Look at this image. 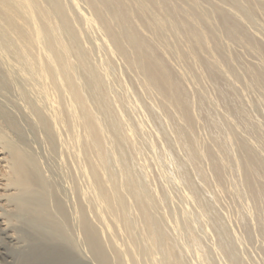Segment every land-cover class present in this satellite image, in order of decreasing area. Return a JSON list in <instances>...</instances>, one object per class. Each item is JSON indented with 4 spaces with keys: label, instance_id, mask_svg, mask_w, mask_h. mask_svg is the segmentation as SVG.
I'll list each match as a JSON object with an SVG mask.
<instances>
[{
    "label": "bare ground",
    "instance_id": "bare-ground-1",
    "mask_svg": "<svg viewBox=\"0 0 264 264\" xmlns=\"http://www.w3.org/2000/svg\"><path fill=\"white\" fill-rule=\"evenodd\" d=\"M47 1H50V0H46V4L48 5L49 3V7L50 8H48V9H51V6L53 5V3H54V6H52V10H47V7L44 9L43 7V3H44V1L41 3V1H40V3H39V0H0V171H2L3 173H1L0 172V190L3 192H1L0 191V264H108V258H107V255H106V252H105V250H104V247H103V243H102V241H101V239L99 238V236L101 237V235H99L98 236V234H97V232H95L93 229H92V227L90 226V223L87 221V217H86V213H87V211L88 210H86V213H85V207H82V206H80L79 207V205H78V208L76 207H74L73 208V206H72V208H70V207H68L67 206V204L65 203V201L66 200H62V199H64V198H67V193L69 192V190L70 189H68V187L70 186H68L67 187V190H65L64 188H66V186L65 187H62L63 186V184H62V186L60 185V181H59V179L61 180V178H59V177H61L62 176V169L60 168L59 170H60V172H58L59 170H57L56 168H55V164L56 163H54L55 162V159L53 160V156L55 155V154H57L56 153V149H54L55 147H57V146H59V144L56 146V144H51V141H53L54 139L53 138H55L56 139V143H58L57 141H59V137H60V134L58 133V135H59V137H58V135H56L55 133H54V131L51 129L52 128V124L54 125V123H55V126H56V128H57V130L59 131V132H64V130H62V128H65L68 124H69V127L71 126V125H75V122L76 121H79V120H82V123H83V128H84V132L82 131V133H80L81 134V136H82V138H80V137H78V136H76L77 135V132H75V137H77V139H76V141L77 142H81L82 144H83V149H84V153H86V156L85 155H83V156H85L84 157V159L87 157V159H86V164L88 165L89 164V167L87 166L86 168L85 167H83V169H81V171H83L84 170V174H86L87 175V178H88V181H87V183L90 181L91 182V180H92V183H88V184H95L96 185V187L94 186H91V185H89V187H93L94 189L96 188V189H98V191H96V192H99V194H100V199H97V202H99L100 200H101V202H99V203H101V204H103V202H104V204H106L108 207L109 206H111L112 205V203L113 202H118L119 203V205L117 204V203H114L115 205H117V207L118 206H120V208H122V209H125V207H126V205H124V203H126V201L125 200H123V201H120V195H123L122 193L121 194H119L120 193V188L119 187H121V186H123V184L121 185V186H119L120 185V183H119V181L118 180H120V178L119 179H117L116 180V178H118L117 177V175H119L120 173L122 174L123 172H125V173H123L121 176L122 177H124L126 174H128V175H132V174H129V173H127L126 171H128L127 170V168H126V170L124 171V166H123V163L121 164L124 168H122V166L120 165V167L122 168H120V170H123L122 172H118V169H119V166H118V169H116V168H113V166L116 164V162H114V160H113V162H114V164H113V162H112V159H109V155H108V158H106L105 157V155H104V148L107 150V148L104 146V142L105 143H107L106 141H104V139H105V136H104V129H103V127H102V124H100L101 123V121H102V119H100V122L98 121V119H97V117L96 116H98L99 117V115H97V114H95L94 115V111L97 109V108H94V111L93 112H91V110H90V108H89V106H88V104H87V101H88V99H90V98H88V99H86L85 98V96H84V94H85V92H86V90H87V88H86V86H84V84H80L79 82H78V79L76 78V73L78 72V69H79V67H78V69H77V72L75 73V71L76 70H74V64H76V61H74L73 60V55L76 53V55H75V57L77 58V56L79 57V61L77 60V63L78 62H80L81 63V65L80 66H82V71H84V74H83V72H81V74H82V77L83 78H85L84 76L86 75V77H87V79H88V84H89V86H87V87H89L90 88V90L93 92V94L95 95V97L96 98H94V96L92 95V97H91V99H90V101L92 100V99H97L98 100V102H97V105H98V103H99V105H100V109H101V111L106 115H104L105 116V118L107 117L108 119H109V121L112 123V125L111 126H113L114 128H111L110 126H109V124L105 121V118H103L104 119V122H106V124L104 123V122H102V123H104V125L103 126H105V127H107V126H109L110 128L108 129L109 130V135H111L113 132H110V129L112 130H114V135L117 137V139L119 138L120 139V135H121V133H122V135H124L125 137H123V138H125L126 140L124 141V143L126 142V143H128V145H127V150L126 149H123V148H125L124 147V144H123V148H122V150H121V147H122V145L120 146V150L119 151H121V153H122V151L124 150V153H126L127 151H128V149H131V150H129V151H134L135 152V150L136 149H133L132 150V147L134 148V145L133 144H131L130 142H129V139H130V136H129V138L127 139L126 138V136L127 135H125L124 134V128H125V126H124V128H123V124H122V126H120V124H117V123H119L118 121H116V119H117V117L118 116H120V115H122V114H120V115H118V116H116L117 115V113L116 114H114L113 115V112H112V109L113 108H115L114 106H113V108H112V105L111 104H109V102L110 101H108L107 100V97L109 98V95H107L106 96V94H107V92L105 93L104 92V89L106 88V86L104 87V84H102V81L100 80V78L98 77V75L96 76V72L93 70V68H92V66H90L89 65V63L90 62H88V57H86V55H85V53L86 52H81V51H79V47L76 45V43L77 42H79V43H81L82 42V40H81V42L80 41H77L76 42V39H78V38H76L75 40H71L69 37H67V36H70V35H65V34H63L62 36L64 37V35L66 36L65 38H69V40H68V43H71L70 42V40L71 41H73V46L71 45L70 46V44L67 46V45H65V44H68V43H65L66 41H67V39H66V41L63 39V38H61L62 36H60V38L62 39V41L64 40L65 42V44L63 45V44H61V42L62 41H60L61 39L59 38V36H58V34H57V28H58V26L60 27H62L63 25H61V24H59V22H58V24L59 25H57V23H56V21H57V19H55L56 17L58 18V15H60V14H56L57 12L58 13H64V14H62L63 16H65V21H64V24H65V26H66V28H67V30L70 32V34L72 35V37L74 38L75 36H76V32L75 31H73L72 29H71V23L73 22V20L75 19V18H73V20H72V16L70 15V14H67V16L68 15H70V19L72 20V22H71V20L69 21V17L67 18V16H66V12L64 11V9H66L67 10V7H66V5H65V7L66 8H63V6L62 5H60V4H58V2H57V0H52V4H51V1L49 2V3H47ZM61 1V0H60ZM202 1V0H201ZM206 1H208V0H206ZM222 1V0H221ZM223 1H228L230 4H231V6H233L234 8H236V9H238V10H241L242 11V14L243 15H245L248 19L249 18H253L252 16H254V14L256 13V12H262L263 14H264V0H261V1H259L258 0V2L260 3L261 2V4H256V2H255V0H245V4L243 5V3H242V1L243 0H223ZM85 2H86V7H88L87 9L91 12V14H92V17H90L91 15H90V13H89V17H86V16H82V18H81V20L82 19H84L83 20V22H88V24H87V26L89 25V23H91V25L90 26H88V27H91L92 25L94 26V25H96V24H98V28H100L102 31H100V29H99V31L102 33L103 32V38H102V41L104 42V44L106 45V47H108V42H110V45L112 44L113 46H114V49H110V51H108V49H107V51L108 52H111V54H109L108 53V55H109V57L110 58H113V55H114V57H121V59L124 57L125 59H126V61H127V63L129 64V66L127 65V67H129V68H134V69H138V71H139V69L146 75V81L148 82V84L149 85H151V86H154L155 87V89L153 88V91H155L157 88L160 90V92L159 93H162L160 96H165V98L169 101V102H174V104H176V107L181 111V112H183V114H184V117H185V120L184 119H182V120H184V122L185 121H187V123H188V125H189V130L191 129L190 127L192 126L193 127V125H192V117L194 116L193 115V112H191L190 110H189V104H188V100H187V96L188 95H190L188 92L189 91H187L186 92V88H185V86H188V84L187 85H185L186 83H184V82H186V81H183L182 79H184V77L183 76H181V77H183L182 79L180 78V76H179V71H177L176 72V67H174L175 69H172V66H170V65H172L173 63L171 62V60H172V58H171V60L169 59V58H167L170 54H171V52H170V54L167 56V57H165V56H163L165 53H161V51L163 50V49H161V47L160 46H162L163 48L164 47H168L169 45H168V41L170 40H168L167 39V34L169 35V34H173V33H168V32H174L175 33V35L177 36V37H175L176 39H178V40H180L179 42L182 44V42H184L183 44L184 45H186L187 46V48H186V46H185V48L187 49V51L184 53V54H182V57L186 60V61H188L190 64L191 63H196V62H199V63H201V64H203V68H205V70L207 69V71H205L206 73L208 72L209 74L207 75V77L206 78H208V76L210 75V77L213 79V80H216V81H214L215 83H217V88H215V84L213 83L212 84V86L214 85V87L212 88L214 91H215V93H216V90L219 88V85H221V87H222V85L224 84V86H226V84H227V82L228 81H224V82H226V84L225 83H223V81H220V80H222L223 78H225V76L223 77V75H224V73H223V69H222V64H221V62H219V60H217V58H219V57H217V56H220V59H221V57H222V59L223 60H225V62L224 63H230L231 62V60L230 61H228V59H229V57L230 56H232V55H228L229 57L227 58V56H226V54H225V50H224V48H223V46L221 45V40L219 41V39H218V37H217V35H216V30L214 29L215 27H213V26H215L214 24L216 23V22H218L219 21V23L221 24V26H222V28H223V30H225L226 31V33H227V35L229 36V38L231 37V38H233V39H236V40H240V41H243V42H245L246 44H248V46H250L254 51H256L257 53H263L264 52V47H262V44L261 43H259V41H257L258 39L256 38V40H255V38H253V37H250L249 36V34H247V32L245 31V29H244V25H242V23H239L238 22V20L236 21V19H235V13H234V17L233 16H231L229 13H227L226 11H224L222 8H220V7H215V5H214V9L211 7V6H209V7H211L212 9H211V11L209 12H201L200 10H199V1H197V0H85ZM228 2H226V3H228ZM205 3V2H204ZM220 3V2H219ZM66 4V3H65ZM72 4H74L75 5V7L77 8L78 6H79V4H78V2L77 1H73V3ZM206 4V3H205ZM215 4V3H214ZM51 5V6H50ZM63 5H64V2H63ZM85 5V4H84ZM257 5H259V8H258V6ZM230 6V5H229ZM201 7V6H200ZM205 7V6H204ZM233 8V9H234ZM225 9V8H224ZM236 9H234V10H236ZM202 10V9H201ZM208 10V9H207ZM230 11H231V9H229ZM237 10V11H238ZM240 11V12H241ZM56 12V13H55ZM232 12V11H231ZM230 12V13H231ZM234 12V11H233ZM56 14V15H54V14ZM68 13V12H67ZM69 13H71L70 11H69ZM53 15H54V19H53ZM73 15V14H72ZM76 15V14H75ZM78 17H79V15H77ZM77 16H75L76 18H78ZM256 16H258V15H256ZM260 16H261V14H260ZM62 19H61V18ZM73 17H74V15H73ZM255 17V16H254ZM59 18L61 19V20H63V17L62 16H59ZM214 18H216V21H215V19ZM241 18V17H240ZM78 19H80V17L78 18ZM78 19H77V21H78ZM214 19V21H212ZM242 19H244V18H242ZM242 19H239V20H242ZM76 20V19H75ZM139 21L141 24H139V25H143V26H145V28L147 29V35L145 34L146 32H145V30H144V27H143V29H141V31H140V28L141 27H139V25L137 24V21ZM253 20V19H252ZM54 21H55V23H54ZM59 21V20H58ZM77 21H75V22H77ZM245 21V20H244ZM254 21V20H253ZM255 21H256V19H255ZM254 21V22H255ZM75 22H73V23H75ZM83 22H82V26H83ZM213 22H214V24H213ZM242 22V21H241ZM252 22V21H251ZM250 22V23H251ZM249 23V22H248ZM249 23V24H250ZM256 23V22H255ZM219 24V25H220ZM248 24V25H249ZM76 26L78 25V23H76L75 24ZM84 25H86V23H84ZM64 26V27H65ZM79 26H81V24L79 23ZM78 26V27H79ZM92 26V27H93ZM221 26H219V27H221ZM78 27H77V29H78ZM95 27V26H94ZM97 27V26H96ZM95 27V28H96ZM80 28V27H79ZM86 28V27H85ZM76 29V28H75ZM76 29V30H77ZM83 29H84V27H83ZM87 29V28H86ZM86 29H84L85 31H86ZM94 29V28H93ZM97 29V28H96ZM59 30V29H58ZM63 30V29H62ZM88 30V29H87ZM142 30L145 32H143L142 33ZM61 32H63V31H61ZM78 33L80 32V31H77ZM82 32H83V30H82ZM82 32H80V34L82 33ZM60 33V32H59ZM67 33V32H66ZM99 33V32H98ZM83 34V33H82ZM75 35V36H74ZM174 35V34H173ZM251 35V34H250ZM80 36V35H79ZM100 36V35H99ZM80 37H82V36H80ZM100 37H99V40L101 39ZM174 38V39H175ZM80 39V38H79ZM175 39V40H176ZM44 40L46 41V42H44ZM47 40H48V43H47ZM229 40V39H228ZM231 40V39H230ZM235 40V41H236ZM74 41L76 42V43H74ZM174 41V40H173ZM182 41V42H181ZM239 41V42H240ZM171 42V41H170ZM178 41L176 42L177 44L179 43ZM261 42V41H260ZM85 43V42H84ZM174 43H175V41H174ZM180 43H179V45H180ZM223 43V42H222ZM233 43V42H232ZM242 43V42H241ZM102 42H101V48L104 50L105 48H103V47H105L104 46V44H103V46H102ZM170 44V43H169ZM182 44V46H184ZM81 45H82V43H81ZM84 45V44H83ZM109 45V46H110ZM174 45V44H173ZM241 45V44H240ZM112 46V47H113ZM171 46V45H170ZM168 47V49L169 48H171V47ZM174 46H176V45H174ZM177 47V46H176ZM248 48V49H250L251 50V48ZM110 48V47H109ZM229 48V47H228ZM247 48V47H246ZM172 49V48H171ZM170 49V50H171ZM173 49H175V48H173ZM100 50V49H99ZM115 50V51H114ZM164 50H166V49H164ZM179 50V49H178ZM230 50V49H229ZM240 50V49H239ZM252 50V51H253ZM82 51H84L83 49H82ZM86 51H87V49H86ZM90 51V50H89ZM169 50H167V52H168ZM183 51H185V50H183ZM249 51V50H248ZM88 52V51H87ZM92 52V51H91ZM115 52V54H113V53ZM163 52V51H162ZM166 52V51H165ZM180 52V51H179ZM246 52V51H245ZM82 53H83V55H82ZM93 53V52H92ZM92 53H87L89 56H91L92 55ZM118 55H117V54ZM178 53V52H177ZM226 53L227 54H230V53H228V50H226ZM233 53V52H232ZM241 53H243V52H241ZM163 54V55H162ZM174 54L175 55H180V54H176V50L174 51ZM111 55H112V57H111ZM115 55H117V56H115ZM121 55V56H120ZM165 55H167V54H165ZM173 54H171L170 56H172ZM248 55V54H247ZM249 55H250V53H249ZM169 56V57H170ZM176 56V57H177ZM216 56V57H215ZM238 56V55H237ZM256 56V55H255ZM261 56V54H259V57ZM74 57V58H75ZM96 57V56H95ZM246 57H248V56H246ZM258 57V56H257ZM259 57H258V59H259ZM76 58H75V60H76ZM165 58H167L168 60H170V62L172 63V64H170L169 62H168V60L167 59H165ZM174 58V57H173ZM237 58V57H236ZM262 57H260V60H262V62L264 63V59H261ZM78 59V58H77ZM92 59V58H91ZM114 59V58H113ZM125 59H124V62H125ZM182 59V58H181ZM230 59H231V57H230ZM73 60V61H72ZM180 60V59H179ZM247 60V59H246ZM254 60V59H253ZM256 60V59H255ZM112 61H114V60H112ZM173 61V60H172ZM175 61V60H174ZM73 62H74V64H73ZM108 62V61H107ZM111 62V61H110ZM222 62V63H223ZM233 62V61H232ZM246 62V61H245ZM256 62H258V60L256 61ZM255 62V63H256ZM261 62V63H262ZM104 63V62H103ZM109 63V62H108ZM108 63H104V64H108ZM167 63H169V64H167ZM176 63H178V62H176ZM180 63V62H179ZM198 63V64H199ZM249 63H253V62H249ZM254 63V64H255ZM258 63H260V62H258ZM257 63V64H258ZM79 64V63H78ZM78 64H76V65H78ZM99 64V63H98ZM110 64V63H109ZM112 64V63H111ZM126 64V63H125ZM183 64V63H182ZM186 64V63H185ZM194 64H193V66H194ZM101 65V64H100ZM176 65H178V64H176ZM187 65V64H186ZM196 65V64H195ZM227 67H228V65L227 64H225ZM232 65V67H233V64H231ZM231 65L229 66V68L232 70V67H231ZM260 65V64H259ZM262 65V64H261ZM79 66V65H78ZM109 66V65H108ZM132 66V67H131ZM181 65H179L178 67H180ZM184 66V65H183ZM205 66V67H204ZM225 66V67H226ZM254 66V65H253ZM170 67V68H169ZM182 67V66H181ZM180 67V68H181ZM189 67V66H188ZM199 68V65L198 66H195L194 68ZM224 67V66H223ZM226 67V68H227ZM247 67V66H246ZM262 67H263V65H262ZM77 67H75V69H76ZM226 68H224L225 69V73L226 74H229V75H227L228 76V78H227V80H229V78H231V76H230V73H229V71H226ZM234 68V67H233ZM101 69V68H100ZM103 69V68H102ZM101 69V70H102ZM127 69V68H126ZM228 69V68H227ZM230 69H228V70H230ZM235 69H236V67H235ZM238 69V68H237ZM250 69V68H249ZM79 70H81V69H79ZM174 70H175V72L177 73V74H175L174 73ZM178 70H179V68H178ZM184 70V69H183ZM189 70H191V69H189ZM195 70H197V69H194V71ZM199 71L201 70V69H198ZM197 70V71H198ZM240 70V69H239ZM258 70H259V67H258ZM98 71H100L99 69H98ZM131 71H132V69H131ZM202 71H203V69H202ZM222 71V72H221ZM238 71V70H237ZM80 72V71H79ZM134 72H135V75H137V71H135L134 70ZM232 73H233V70L231 71ZM238 72H240V71H238ZM237 72V73H238ZM246 72H247V70H246ZM116 73V72H115ZM129 73V72H128ZM133 72H131V74H132ZM141 73V72H140ZM189 73V72H188ZM220 73H222V76L220 77ZM231 73V75H233ZM236 73V74H237ZM248 73H249V71H248ZM248 73H246V75H252L253 76V79L255 80V82H257L258 83V85H261V87L263 86L264 87V71L263 72H261V71H250V74H248ZM79 74V73H78ZM107 74V73H106ZM106 74H104V75H106ZM130 74V75H131ZM142 74V73H141ZM187 74V73H186ZM196 74V73H195ZM205 74V73H204ZM204 74H202V76H203V78L205 77L204 76ZM240 74V73H239ZM84 75V76H83ZM103 74H101V77H104V76H102ZM199 75V74H198ZM235 75V74H234ZM185 76V75H184ZM230 76V77H229ZM232 77H234V76H232ZM235 77H237V76H235ZM240 77V76H239ZM238 77V78H239ZM249 78H250V81H251V83L252 82H254V80L252 81V77L251 76H248ZM247 77V78H248ZM199 78V77H198ZM201 78V77H200ZM220 78H222V79H220ZM248 78V79H249ZM113 79V78H112ZM220 79V80H219ZM240 80L242 79V78H239ZM244 79V78H243ZM247 79V80H248ZM80 80V79H79ZM189 80V79H188ZM190 80H191V78H190ZM189 80V81H190ZM217 80H219L220 82H222L223 84H221L220 82V84H218V82H217ZM225 80V79H224ZM104 81V80H103ZM139 81V80H138ZM202 81V80H201ZM204 81H206V80H204ZM208 81V80H207ZM234 81V80H233ZM141 82V81H140ZM203 82V81H202ZM230 82H232V78H231V81H229L228 82V85H229V83ZM235 82V81H234ZM242 82V81H241ZM240 82V83H241ZM247 82V81H246ZM85 83V82H84ZM111 83V82H110ZM190 83H192L191 81H190ZM189 83V84H190ZM205 83V82H204ZM210 82H208V84H209ZM237 83V82H236ZM239 83V84H240ZM52 84V85H51ZM87 84V83H86ZM122 84V86H123V83H121ZM120 84V85H121ZM132 84V83H131ZM143 84V86L145 87V85H144V83H142ZM192 84H194V83H192ZM231 84V83H230ZM253 84V83H252ZM81 85H83V88L85 87L86 89H83V91L81 90L82 88H81ZM118 85V84H117ZM120 85H118V86H120ZM191 85V84H190ZM189 85V86H190ZM209 85H211V84H209ZM228 85L226 86V87H228ZM243 85V84H242ZM244 85H245V82H244ZM249 85V84H248ZM255 87L257 86V85H255V84H253ZM55 87L57 90H59L60 92H61V94H62V97L61 98H63V96H64V98L63 99H65L64 100V103H62V105H65L64 106V109H62V107L63 106H61V109L62 110H65V111H63V114L61 113V110L59 109L60 107V105H58V103H57V101L53 98V96H52V93H51V91H52V87ZM147 86V85H146ZM192 86V85H191ZM190 86V87H191ZM204 86V85H203ZM207 86V85H206ZM234 86V85H233ZM233 86H231V87H233ZM238 86V85H237ZM251 86V85H250ZM103 87V88H102ZM143 87V88H144ZM194 87V86H193ZM226 87H224V89L226 88ZM235 87V86H234ZM243 87V86H242ZM245 87V86H244ZM261 87H257V88H261ZM263 87L261 88V89H263ZM140 88H142V87H140ZM148 88H149V90H150V88H152V87H150V86H148ZM198 89H199V87H197ZM210 88H211V86H210ZM229 88V87H228ZM228 88H226V89H228ZM250 88V87H249ZM145 89H146V91H149L148 89H147V87H145ZM144 89V90H145ZM190 90V88H187V90ZM203 89H205V87H203ZM209 89V88H208ZM222 89V88H221ZM220 89V90H221ZM223 89V90H224ZM252 89V88H251ZM260 89V90H261ZM85 90V91H84ZM124 90H126V89H124ZM152 90V89H151ZM212 90V91H213ZM236 90H238V89H236ZM242 90V89H241ZM244 90V89H243ZM254 90H257V89H254ZM253 90V91H254ZM88 91V90H87ZM91 91H89V93L91 94ZM129 91V90H128ZM201 90L199 89L198 90V92H200ZM207 91V90H206ZM214 91H213V93H214ZM218 91V90H217ZM231 91H232V94H233V96H235L234 95V90H232L231 89ZM264 91V90H263ZM53 92H54V89H53ZM84 92V93H83ZM150 92V91H149ZM149 92H147V93H149ZM156 92V91H155ZM158 92H156V93H158ZM196 92V91H195ZM219 92H222V91H219ZM224 92V91H223ZM223 92H222V95H223ZM228 92H230V91H226V94L224 93V95L225 96H227V95H229L228 94ZM234 92V93H233ZM261 92V91H260ZM55 93H57V92H55ZM88 93V94H89ZM110 93V92H109ZM108 93V94H109ZM150 93H152V92H150ZM156 93H153V94H156ZM194 93V92H193ZM201 93V92H200ZM207 93V92H206ZM231 93V92H230ZM240 93H242V92H240ZM246 93V92H245ZM54 94V93H53ZM57 94H59V93H57ZM60 94V95H61ZM87 94V95H88ZM89 94V95H90ZM188 94V95H187ZM217 94H218V92H217ZM219 94H221V93H219ZM218 94V95H219ZM244 94V93H243ZM242 94V95H243ZM249 94V93H248ZM258 94H259V91H258ZM231 95V94H230ZM229 95V96H230ZM251 95V94H250ZM55 96H56V94H55ZM130 96V95H129ZM141 96V95H140ZM156 96V95H155ZM213 96V95H212ZM217 96V95H216ZM215 96V97H216ZM224 96V97H225ZM232 96V95H231ZM231 96H230V99H232V102L234 101L233 100V98H236V97H232L231 98ZM244 96V95H243ZM59 98H60V96H58ZM144 97V96H143ZM198 97H200V96H198ZM218 97V96H217ZM223 96H221L220 97V95H219V99L220 98H222ZM111 98H112V96H111ZM145 98V97H144ZM158 98V97H157ZM190 98V97H189ZM202 99H203V97H201ZM212 98V97H211ZM238 98V97H237ZM248 98V97H247ZM250 98V97H249ZM252 98V97H251ZM45 99L46 100H48V102H49V104L51 105V108L49 109V112L47 113V115H46V113H45V110H44V114H45V116L44 115H39V112H43V108L44 107H46V105H45ZM58 99V98H57ZM120 99V98H119ZM200 98H198L197 99V101L199 100ZM202 99H200L202 102L203 101H205L206 100V97H205V100H202ZM216 99H218V98H216ZM229 99V97H227V100ZM229 99V100H230ZM245 99V98H244ZM255 99V98H254ZM259 99V98H258ZM59 100V99H58ZM110 100V99H109ZM114 100V99H113ZM112 100V101H113ZM199 100V101H200ZM208 100H211V99H208ZM215 100V99H214ZM223 100V99H222ZM228 100V101H229ZM240 100V99H239ZM235 101V103L236 102H238L239 104H242V103H240V101ZM243 100V99H242ZM256 100V99H255ZM254 100V101H255ZM260 100V99H259ZM258 100V101H259ZM38 101H40L41 103V105L38 103ZM115 101V100H114ZM189 101H191V99H189ZM196 101V100H195ZM194 101V102H195ZM220 101V100H219ZM218 101V102H219ZM226 101V100H225ZM246 101V100H245ZM252 101V100H251ZM262 101V100H261ZM260 101V102H261ZM65 102H66V104H65ZM92 102L94 103V102H96V100H92ZM117 102V101H116ZM202 102H200L201 104H203ZM217 102V101H216ZM217 102V103H218ZM244 102V101H243ZM257 102V101H256ZM61 103V102H60ZM199 102H198V105L200 104ZM216 103V104H217ZM221 103H223V104H228V103H226V102H220V104ZM234 102L233 103H230V105L231 104H235ZM249 103V102H248ZM262 103V102H261ZM115 104V103H114ZM118 104V103H117ZM157 104V103H156ZM155 104V105H156ZM158 104H159V102H158ZM192 104V103H191ZM190 104V105H191ZM195 104H196V102H195ZM205 104H206V106H207V102L205 101ZM211 104V103H210ZM209 104V105H210ZM214 104V103H213ZM223 104H221V105H223ZM250 104V103H249ZM47 105H48V103H47ZM96 105V104H95ZM116 105V104H115ZM218 105V104H217ZM216 105V106H217ZM221 105H219V106H221ZM236 105H237V103H236ZM243 105V104H242ZM261 105V104H260ZM120 106V105H119ZM118 106V107H119ZM151 106V105H150ZM159 106V105H158ZM166 106V105H165ZM164 105H163V107H165ZM173 107H174V105H172ZM172 106L170 107V106H168L167 105V107H170V108H172ZM200 106V105H199ZM214 106H215V104H214ZM243 106H245V103H244V105ZM96 107V106H95ZM117 107V106H116ZM121 107V106H120ZM160 107V106H159ZM162 107V108H163ZM166 107V108H167ZM202 107V106H201ZM209 107V106H208ZM208 107H206V108H208ZM234 107V106H233ZM233 107H229V108H233ZM251 107V105L249 106V108ZM253 107V106H252ZM251 107V108H252ZM261 107V106H260ZM132 108V107H131ZM154 108V107H153ZM158 108V107H157ZM175 108V107H174ZM173 108V109H174ZM190 108H193V107H190ZM211 108H212V104H211ZM222 108V107H221ZM228 108V106H227V109H229ZM241 108H243V107H241ZM251 108H250V110H251ZM259 108V107H258ZM92 109V108H91ZM130 109V108H129ZM161 109V108H160ZM167 109H169V108H167ZM171 110V109H169V111H170V114H171V111L173 112L174 110ZM178 109H176V111L178 110ZM197 109V108H196ZM199 109V108H198ZM209 110L208 111H210V108H208ZM237 109V108H236ZM244 109H246V108H244ZM253 109V108H252ZM78 110H79V114H78ZM93 110V109H92ZM99 110V109H98ZM117 110V109H116ZM119 110V109H118ZM117 110V111H118ZM178 110V111H179ZM205 110H207V109H205ZM214 110V109H213ZM222 110H224V109H222ZM221 110V111H222ZM233 110H235L234 108L232 109V111ZM238 110V109H237ZM248 110V109H247ZM113 111H115V110H113ZM175 111V112H176ZM179 111V112H180ZM195 111V110H194ZM197 111H200V110H197ZM203 111V110H202ZM202 111H200V113H203V114H205L204 112H202ZM214 111H216V110H214ZM225 111V110H224ZM223 111V112H224ZM252 111V110H251ZM250 111V112H251ZM96 112V111H95ZM122 112H123V110H122ZM125 112V111H124ZM131 112V111H130ZM154 112V111H153ZM180 112V113H181ZM206 113H207V111H205ZM218 112H220V111H218ZM225 112H227V111H225ZM234 112V111H233ZM238 112H239V110H238ZM242 112V111H241ZM241 112H239L240 114H241ZM208 113H210V112H208ZM207 113V115L209 116V117H211V119L210 120H214V119H212L213 118V114H212V112H211V116H210V114H208ZM234 113H236V111L234 112ZM233 113V114H234ZM238 113V114H239ZM242 113H244V112H242ZM100 114V113H99ZM126 114V113H125ZM169 114V113H168ZM175 114H178L177 112L176 113H174L173 112V114L171 115V116H175ZM227 114V113H226ZM225 114V115H226ZM230 114V112H228V115ZM237 114V113H236ZM64 116V118H61V117H63ZM65 115H67V118L65 117ZM126 115H128V114H126ZM136 115V114H135ZM160 115V114H159ZM192 115V116H191ZM222 115V114H221ZM224 115V116H225ZM242 115H244V116H246V113L245 114H242ZM242 115L241 116H239V117H242ZM249 115V114H248ZM251 115V114H250ZM252 115H253V112H252ZM114 116H115V118H114ZM129 116V115H128ZM165 116V115H164ZM163 116V117H164ZM197 116V115H196ZM195 116V117H196ZM199 116V115H198ZM223 116V115H222ZM243 116V117H244ZM45 117H47V118H45ZM101 117H103V116H101ZM154 117V116H153ZM158 117V116H157ZM162 117V116H161ZM180 117H181V115H180ZM214 117H215V119L217 118V115L215 116V114H214ZM219 117V116H218ZM248 117V116H247ZM247 117H245L246 119L245 120H247V122L248 123H252V122H249V120L247 119ZM257 117H260V116H257ZM45 118V119H44ZM134 118V117H133ZM147 118V117H146ZM160 118V117H159ZM176 118V117H175ZM194 118V117H193ZM121 119V118H120ZM158 119V118H157ZM171 119H174V118H171ZM179 119V118H178ZM199 118L197 117V120H198ZM229 119V118H228ZM244 119V118H243ZM249 119H253V118H249ZM262 119V118H261ZM132 120V119H131ZM155 120H156V118H155ZM161 121L160 122H163L162 120H164V119H160ZM168 120H170L169 118H168ZM168 120L166 119V121L168 122ZM194 121H195V119H193ZM200 120V119H199ZM218 120V119H217ZM217 120H216V122H217ZM225 120V119H224ZM241 120V119H240ZM250 120V121H251ZM259 120V119H258ZM264 120V119H263ZM146 121H148V120H146ZM165 121V122H166ZM202 121H205V120H202ZM232 121H233V119H232ZM231 121V122H232ZM237 121V120H236ZM238 121H239V119H238ZM253 121V120H252ZM130 122V121H129ZM144 122V121H143ZM164 122V123H165ZM216 122H211L210 121V124H215L216 125ZM226 121H224V123H225ZM231 122H228V123H230L231 124ZM239 122H241V121H239ZM256 122V121H255ZM258 122V121H257ZM133 123H134V120H133ZM146 123V122H145ZM163 123V124H164ZM170 123H171V121H170ZM172 123H173V121H172ZM176 123H177V121H176ZM179 123H181V124H183L182 122H181V120H179ZM186 123V122H185ZM196 123V122H195ZM206 123H209V120H208V122L206 121ZM223 123V122H222ZM221 123V124H222ZM233 123H236L235 122V119H234V121H233ZM232 123V125H234ZM244 123H246V122H244ZM77 124V127H79L78 126V122L76 123ZM128 124V123H127ZM160 123H158V125H159ZM201 124H203L204 125V123H201ZM225 124H227V123H225ZM238 124V122L236 123V125ZM240 124V123H239ZM241 124H242V122H241ZM120 126V129H119V126ZM136 125V124H135ZM173 125V124H172ZM187 125V124H186ZM191 125V126H190ZM214 125V126H215ZM217 125H218V123H217ZM246 125V124H245ZM251 125H253V124H251ZM256 125H259V123H257ZM73 126H71V127H73ZM207 126L209 127L210 125H208L207 124ZM221 126V125H220ZM247 126V125H246ZM47 127V128H46ZM77 127H76V130H78L77 129ZM138 127V126H137ZM177 128L179 127L178 126V124H177V126H176ZM183 127H185V126H183ZM224 127V126H223ZM230 126H228V128H229ZM236 127V126H235ZM253 127V126H252ZM260 127V126H259ZM263 127V126H262ZM73 128H75V126L73 127ZM127 128V127H126ZM129 128V127H128ZM157 128V127H156ZM176 128V129H177ZM195 128H196V126H195ZM203 128V127H202ZM212 128H213V125H212ZM218 128H220V127H218ZM217 128V129H218ZM225 128V127H224ZM239 128H240V126H239ZM241 128H245V127H241ZM240 128V129H241ZM255 128V127H254ZM80 129H81V127H80ZM106 129V128H105ZM122 129H124V130H122ZM163 129L165 130L166 128H164L163 127ZM194 129V128H193ZM208 129V128H207ZM227 129V128H226ZM225 129V130H226ZM248 129V128H247ZM251 127H250V132H252L251 131ZM46 130V131H45ZM62 130V131H61ZM74 130V129H73ZM158 130V129H157ZM163 130V131H164ZM192 130V129H191ZM199 130V129H198ZM208 130H211V129H208ZM214 130V129H213ZM223 130V129H222ZM228 130V129H227ZM230 130V129H229ZM231 130H233V129H231ZM245 131H246V128L244 129ZM252 130H255V129H252ZM261 130V129H260ZM70 132V130H67V132ZM75 131V130H74ZM80 131V132H81ZM106 131V130H105ZM120 131H122V132H120ZM150 131V130H149ZM152 131V130H151ZM174 131L175 132H177L178 133V136L176 137V139L178 140V137H179V139L181 140V142L183 143V145L185 146V148H183V147H181V145H182V143L180 142V141H176V140H173L172 138H174V137H167V139H171L170 140V142L174 145V146H176L173 142H178L179 144L181 143V145H179L180 147H181V149L183 148L184 150H186V149H188L187 150V154H188V156L190 155V154H192V158L189 156V158H190V161L189 162H191V160H192V162L193 161H198V160H195V159H197L196 157H198V155H197V153H200V151H202V150H204V149H202L201 150V148H200V146H199V149H200V151L199 152H197L196 153V150L194 151V149H197V147H198V145H199V143H201V142H199V143H197V142H195L196 140H197V138H196V136L198 137L199 135H197V132L195 131V129H194V132H196L195 133V141H194V139H190L189 140V138H187V136H186V131H185V129H181V128H178L177 129V131L174 129ZM174 131H172V133L174 132ZM200 131V130H199ZM234 131H236V130H234ZM257 130H255V132H256ZM263 131H264V129H263ZM108 132V131H107ZM126 132H130L129 130L127 131V129H126ZM139 132V131H138ZM159 132H160V130H159ZM167 132V131H166ZM192 132V131H191ZM202 132L203 131H201V134H202ZM207 132V131H206ZM209 132V131H208ZM211 132V131H210ZM209 132V133H210ZM219 132H220V130H219ZM223 132V131H222ZM226 132H228V131H226ZM239 132V131H238ZM66 133V132H65ZM65 133H63V134H65ZM73 133V135H74V132H72ZM106 133V132H105ZM134 133V132H133ZM155 133V132H154ZM162 133H165V132H162ZM168 133V132H167ZM221 133V132H220ZM220 133H219V135H220ZM240 133V132H239ZM243 133V132H242ZM247 133V132H246ZM28 134H31L32 136H29ZM79 134V133H78ZM79 134V135H80ZM112 134V135H113ZM130 134V133H129ZM140 134V133H139ZM187 134H189V133H187ZM191 134V133H190ZM231 134V133H230ZM233 134V136H235V138L236 137H238L236 134H234V133H232ZM231 134V135H232ZM244 134H245V132H244ZM250 134V133H249ZM262 134V133H261ZM62 135V134H61ZM65 135H67V134H65ZM70 135V134H69ZM69 135H68V137H69ZM112 135L110 136V137H112ZM114 135H113V137H114ZM143 135V134H142ZM157 135V134H156ZM161 135V134H160ZM160 135H159V137H160ZM208 135V134H207ZM224 135V134H223ZM132 136V135H131ZM134 136V135H133ZM140 136H141V134H140ZM154 136V135H153ZM158 136V135H157ZM162 137L163 136H165L164 134L163 135H161ZM166 136H168V135H166ZM191 136V135H190ZM201 136V135H200ZM203 136V135H202ZM210 136H212V134H210ZM209 136V137H210ZM218 136V135H217ZM229 136L230 135H227V137H228V139H227V137H226V139L229 141V140H232V137H230L229 138ZM253 136V135H252ZM256 136H258V135H256ZM255 136V137H256ZM262 136H264V134L262 135ZM30 137H32V138H30ZM104 137V138H103ZM108 137V136H107ZM112 137V138H113ZM116 137H114V138H116ZM122 137V136H121ZM208 137V136H207ZM214 137V136H213ZM216 137V136H215ZM221 137V136H220ZM249 137H251V136H249ZM254 137V136H253ZM253 137H252V140L251 141H253ZM113 138V139H114ZM149 138V137H148ZM156 138V137H155ZM163 138H166V137H163ZM192 138V137H191ZM211 138V137H210ZM243 138V137H242ZM261 138V137H260ZM159 139V138H158ZM213 139H216V138H213ZM219 139H221V140H218V138L216 139L217 141H223L222 140V137L221 138H219ZM223 139H224V137H223ZM226 139H224V141L226 140ZM239 139V138H238ZM241 139V138H240ZM239 139V140H240ZM251 139V138H250ZM249 138L247 139V140H250ZM258 139V138H257ZM262 139L263 138H261V140L259 139V141H261V142H263L262 141ZM106 140V139H105ZM109 140H110V138H109ZM112 140V139H111ZM123 140L124 139H122V142H123ZM133 140H135L136 141V139H133ZM160 140H161V138H160ZM191 140H193L194 141V145H192V143L191 142H193V141H191ZM201 140V139H200ZM209 140V139H208ZM227 140L225 141V143L227 142ZM237 140V139H236ZM238 140V141H239ZM264 140V139H263ZM113 141V140H112ZM148 141V140H147ZM203 141H205V140H203ZM240 141H243V140H240ZM238 142V143H241V142ZM256 141V140H255ZM259 141H257L258 143H259ZM60 142V141H59ZM151 142V141H150ZM155 142H156V140H155ZM161 142V141H160ZM208 142H211V141H208ZM231 142H233V141H231ZM61 143V142H60ZM66 143V141L64 142V144ZM68 143V142H67ZM111 144H116V140L114 139V143H112V142H110ZM120 143H121V141H120ZM120 143H119V140L117 141V144H116V147H119V145H120ZM125 143V144H126ZM132 143H135V142H132ZM138 143V142H137ZM152 143V142H151ZM198 144V145H196L197 147H195V144ZM205 143H207V142H205ZM228 143V142H227ZM236 143V142H235ZM238 143H236V144H238ZM245 143H248L247 141H245L244 140V144ZM63 143H61V145H60V147L61 146H63L62 145ZM119 144V145H118ZM129 144H131V146L129 145ZM142 144V143H141ZM149 145H150V143H148ZM170 144V143H169ZM177 144V143H176ZM208 144V143H207ZM206 144V145H207ZM211 144H213L214 145V143H211ZM234 144V142L232 143V145ZM235 144V145H236ZM249 144V143H248ZM255 144H256V142H255ZM260 144V143H259ZM66 145L67 144H65V148H66ZM71 145V144H70ZM139 145V144H138ZM165 145V144H164ZM182 145V146H183ZM203 145V144H202ZM201 145V146H202ZM209 145V144H208ZM219 145H221L220 144V142H218V146ZM231 145V144H230ZM229 145V146H230ZM240 145V144H239ZM257 145V144H256ZM262 145V144H261ZM69 146V145H68ZM77 147V143H76V145H74V147ZM131 147V148H128V147ZM151 146V145H150ZM171 146V145H170ZM192 146L194 147V148H192ZM251 146H253V145H251ZM263 146H264V143H263ZM60 147H59V149H60ZM69 147H72V148H74L73 146H69ZM79 147H81L80 146V144H79ZM112 147V146H111ZM138 147V146H137ZM151 147H153V146H151ZM150 147V148H151ZM161 147V146H160ZM167 147V146H166ZM207 147V146H206ZM221 147H222V145H221ZM225 148H226V146H224ZM224 147H222V148H224ZM240 148H241V153H242V164L244 165V167H242V166H237V168L239 169L240 167L242 168V170H244L245 172L244 173H246V180H247V184H248V186H247V184H246V182H245V180L243 179V181L245 182V183H243V184H246V186L248 187V188H250L249 190H251V192L253 193V196H255L256 198H259L258 199V205L260 206V204L262 205V203L264 202L263 200H262V198H260L259 196H264V165H262L263 164V162L261 163L258 159H259V157H257V156H259L260 154H258V153H261V152H257V156L255 155V154H253L252 153V151H251V149H249L247 146H246V144L245 145H243V144H241L240 146H239ZM255 147V146H254ZM260 147V146H259ZM262 147V146H261ZM33 151V153L31 152V151H28V150H30V149ZM58 148V147H57ZM68 148V147H67ZM114 148V147H113ZM140 148H141V146H140ZM139 148V149H140ZM146 148V147H145ZM148 148V147H147ZM173 148V147H172ZM213 148H214V146H213ZM215 148H217V144H216V147ZM218 148H220V146L218 147ZM217 148V149H218ZM230 148H233V147H230ZM236 147H234V149H235ZM238 148V147H237ZM58 149V150H59ZM63 149H64V147H63ZM71 149V148H70ZM69 148H68V150L66 149V151L68 152L69 150H70ZM78 149V151H79V149L80 148H77ZM82 149V148H81ZM82 149V150H83ZM112 149V148H111ZM139 149H137L136 151H138ZM149 149V148H148ZM179 149V148H178ZM208 149H209V147H208ZM72 151H73V149H71ZM75 150V149H74ZM105 150V152H108V151H106ZM160 150V149H159ZM167 150H170V149H167ZM173 150H175V148L173 149ZM190 150V152L191 151H194V153L197 155L196 157H195V154H193V152L192 153H188V151ZM198 150V149H197ZM213 151L214 150H216V149H212ZM211 149H210V151H212ZM224 150H226V149H224ZM223 150V151H224ZM27 151V152H26ZM62 151H64V150H62ZM109 151H110V149H109ZM140 151L141 152H144V151H142V148L140 149ZM153 151V150H152ZM177 151H180V150H177ZM204 151H207V149H205ZM218 151H219V149H218ZM221 151V150H220ZM223 151H222V153L221 152H219V153H221V154H224V153H226V152H224L223 153ZM229 151V150H228ZM30 152V153H29ZM67 152H65V154H67V157H69L70 158V156H72V155H74L75 154V156H76V152H72L71 153V151H70V155L67 153ZM110 152H112L111 154L113 155V153L115 152V151H110ZM133 152V153H134ZM141 152H139V153H141ZM150 152V151H149ZM165 152V151H164ZM169 152V151H168ZM182 152H185V151H183L182 150ZM217 152V151H216ZM231 152V151H230ZM237 152V151H236ZM263 152V151H262ZM60 153V152H59ZM62 153V152H61ZM74 153V154H73ZM82 153V151L79 153V154H77L78 156L80 155ZM116 153V152H115ZM114 153V155H116ZM120 153V152H119ZM119 153H118V157H121V156H119ZM120 153V154H121ZM123 153V154H124ZM131 153V152H130ZM138 153V152H137ZM138 153V154H139ZM146 153V152H145ZM167 153V152H166ZM178 153V152H177ZM181 153V152H180ZM203 153V152H202ZM207 153V152H206ZM211 153V152H210ZM215 153V152H214ZM218 153V152H217ZM229 153V152H228ZM228 153H226V155L228 154ZM64 154V153H63ZM72 154V155H71ZM132 154V153H131ZM169 154V153H168ZM179 154V153H178ZM185 154H186V152H185ZM186 154V155H187ZM201 154V153H200ZM199 154V155H200ZM205 154V153H204ZM203 154V157L206 155H204ZM208 154H209V152H208ZM263 154V153H262ZM69 155V156H68ZM127 155H129V157H131L130 156V154H129V152H127V154H126V156ZM141 155V154H140ZM139 155V156H140ZM213 155V154H212ZM230 155H232L231 153H229V155H227L228 156V158L230 159ZM234 155V154H233ZM237 155V154H236ZM238 155L240 156V153H238ZM237 155V156H238ZM65 156V155H64ZM135 156V155H134ZM143 156H145V154L143 155ZM147 156V155H146ZM149 156V155H148ZM181 156V155H180ZM201 156V155H200ZM208 156V155H207ZM222 156V155H221ZM226 156V157H227ZM239 156H238V158L236 159L237 161L236 162H238V159H240V161H241V156H240V158H239ZM58 157V156H57ZM60 157V156H59ZM62 157V156H61ZM95 160H97V162H99L98 164L96 163H94V162H92L94 159ZM116 157V156H115ZM118 157H116V161H117V158ZM136 157H138V155H136ZM159 157H160V155H159ZM176 157V156H175ZM182 157V156H181ZM222 157H225L224 155L222 156ZM222 157H220V158H222ZM232 157V156H231ZM261 157V156H260ZM97 158V159H96ZM132 158H134V157H132ZM140 158H143L142 156L140 157ZM146 159H147V157H145ZM201 159H202V156L200 157ZM209 158H210V155L208 156V159H206V157H205V159L206 160H209ZM220 158L219 159H215L214 160V164H213V166L212 165H209V168H210V166H212V169L214 170V168H215V171H216V173H217V176L216 177H218V175L220 176V175H222L221 174V168H223L220 164H224V163H222V162H225V160L227 159V161L229 160L228 158H226V159H224V161H222V159L220 160ZM234 158V157H233ZM60 159V158H59ZM62 159V158H61ZM91 159H93L92 161H91ZM113 159H115V158H113ZM119 159H122V157L121 158H119ZM118 159V160H119ZM137 160H138V158H136ZM151 159V158H150ZM184 159L185 158H183V160H182V162H181V160L180 161H178V162H181V163H183V161H184ZM80 160H81V158H80ZM80 160H78V161H80ZM83 160V159H82ZM108 160H109V162H112V163H109L108 162ZM134 160L135 159H133V163H134ZM136 160V161H137ZM143 160V159H142ZM153 160V159H152ZM156 160V159H155ZM160 160H162V159H160ZM167 160H169V159H167ZM176 160V159H175ZM186 160H188L187 159V156H186ZM213 160V159H212ZM211 160V158H210V161H212ZM218 160H220L221 161V163L219 164V162H218ZM263 160V159H262ZM121 161V160H120ZM131 161V160H130ZM135 161V162H136ZM154 161V160H153ZM165 161V160H164ZM201 161H203V160H201ZM200 161V162H201ZM209 161V162H210ZM232 159L230 160V165L229 166H232L231 165V163H232ZM239 161V162H240ZM61 162H63V161H61ZM83 162V161H82ZM89 162V163H88ZM118 162V161H117ZM122 162V161H121ZM138 162H139V160H138ZM137 162V163H138ZM144 162H146L145 160H144ZM162 162V161H161ZM186 162L187 161H184V163H185V165H187L186 164ZM199 162V161H198ZM199 162V163H200ZM208 162V161H207ZM235 162V163H236ZM81 163V162H80ZM84 163V162H83ZM109 163V165H110V167H112L113 168V171L112 170H110V169H108L107 167H108V164ZM128 163V162H127ZM139 163H143L142 161L141 162H139ZM167 163V162H166ZM177 163V162H176ZM188 163V162H187ZM199 163H197L198 165H199ZM234 163V164H235ZM241 163V162H240ZM4 164V165H3ZM112 164H113V166H112ZM125 164V163H124ZM129 164V163H128ZM145 163H143V165H144ZM169 164V163H168ZM193 164H195L194 162H193ZM205 164H207V163H205ZM212 164V163H211ZM225 164H227L228 165V163H225ZM225 164H224V166H225ZM80 165H82V164H80ZM116 165H118V163L116 164ZM134 165H135V163H134ZM138 165V164H137ZM140 165H142V164H140ZM140 165H138V166H140ZM151 165H152V163H151ZM180 165V164H179ZM183 165V164H182ZM188 165H192L191 163L190 164H188ZM207 165V166H208ZM226 165V166H227ZM127 166V165H126ZM147 166H149V165H147ZM153 166V165H152ZM181 166V165H180ZM184 166V165H183ZM201 166H203L202 164H201ZM225 166V167H226ZM234 166H236V165H234ZM62 167V166H61ZM81 167V166H80ZM115 167V166H114ZM133 167V166H132ZM144 167V166H143ZM150 167V166H149ZM179 167V166H178ZM192 167H194V166H192ZM197 167V169H198V166H196ZM195 167V168H196ZM224 167V168H225ZM64 168V167H63ZM134 168H136V165L134 166ZM142 168V167H141ZM141 168L139 169V170H141ZM147 168V167H146ZM146 168H144V169H146ZM155 168V167H154ZM181 168V167H180ZM186 168H188V166L186 167ZM228 168V167H227ZM226 168V169H227ZM231 167H229L228 169H230ZM232 168H233V166H232ZM244 168V169H243ZM65 169V168H64ZM79 169V170H80ZM110 170V171H108V170ZM114 169L115 170H117L116 172L114 171ZM137 169V168H136ZM160 169V168H159ZM166 169V168H165ZM67 170V169H66ZM107 170V171H106ZM119 170V171H120ZM135 170V169H134ZM133 169H132V171H134ZM139 170L137 171V172H139ZM181 170L183 171V169L181 168ZM191 170V169H190ZM232 170V169H231ZM240 170V169H239ZM64 171V170H63ZM106 171V174H107V177H106V179L108 178L109 180L107 181L106 179L104 180L103 178L105 177L103 174H105L104 172ZM130 171V170H129ZM136 171V170H135ZM134 171V173H137V172H135ZM144 171V170H143ZM195 171V170H194ZM226 171V170H225ZM229 172H230V170H228ZM236 171H238L237 169H236ZM241 171V170H240ZM108 172H109V174H110V172H112L111 174L112 175H114L115 173H117L118 172V174L116 175L115 174V176H116V178L113 176L112 177V175H109L108 174ZM142 172V171H141ZM144 172H146V171H144ZM149 172V171H148ZM183 172H185V171H183ZM191 172H193V169L191 170ZM198 172H199V174H198V176H200V171L198 170ZM213 172V171H212ZM233 172V171H232ZM239 172V171H238ZM237 172V173H238ZM89 173H90V176H89ZM131 173V172H130ZM133 173V174H134ZM140 173V172H139ZM211 173V172H210ZM240 173V172H239ZM66 174H67V172H66ZM66 174H65V176H66ZM125 174V175H124ZM150 175H151V173H149ZM190 174V173H189ZM193 174H195L196 175V173L195 172H193L192 173V175ZM203 174V173H202ZM201 174V175H202ZM213 174V173H212ZM241 174V173H240ZM239 174V175H240ZM67 175H70V173L69 174H67ZM109 175V176H108ZM127 175V176H128ZM149 175V176H150ZM243 176H241V177H245V175L244 174H242ZM104 176V177H103ZM134 175H132L131 177L129 176V178H132ZM135 176H136V174H135ZM139 175H137L135 178H134V181H135V179L137 180L139 177H138ZM147 176V175H146ZM185 176V175H184ZM183 176V177H184ZM194 176V175H193ZM192 176V177H193ZM214 176V177H215ZM223 176H224V174H223ZM70 177V176H69ZM83 177V176H82ZM92 177H93V179H92ZM145 177V176H144ZM148 177V176H147ZM195 177V176H194ZM194 177L192 178V180H193V182H195L194 181ZM206 177V176H205ZM204 176H202V178H205ZM213 177V176H212ZM215 177V179H214V182H215V180H217V178ZM220 177H222V176H220ZM219 177V180L220 179H222V178H220ZM234 177H235V174H234ZM238 177V176H237ZM240 177V176H239ZM239 177H238V179H239ZM257 177H259L258 179H257ZM85 178V177H84ZM113 178H115V179H113ZM124 178H127V177H124ZM190 178V182H191V177H189ZM200 178V177H199ZM226 178V177H225ZM68 179V178H67ZM83 179V178H82ZM128 179V178H127ZM127 179H126V182H127ZM144 179V178H143ZM223 179H224V177H223ZM87 180V179H86ZM112 180L114 181V180H116V182H112ZM200 180H202V179H200ZM203 180H206V179H203ZM225 180H227V179H225ZM65 181H66V179H65ZM68 181V180H67ZM69 181H72V180H69ZM128 181L130 182L129 183V186L131 187V188H129V186H127V188H125L126 189V193L130 190V189H134V188H136V190H133L132 191V193L133 192H141L140 191V189L139 188H141V190H143L141 193H138V194H136V193H133L136 197H135V199L137 198V202H139L138 203V206H140L139 208H140V210H141V212L140 211H138V214H142L146 219H147V221L148 222H150L149 223V225H147L146 224V226L148 227L147 229H148V231L151 233V235H153V230L155 229V227H154V229L153 228H150L152 225H154V224H156L155 222L157 221L156 219H155V217H154V219L156 220V221H153V216H155L154 214V212H156V209L158 210V205H157V207H156V209H154L155 207V205L154 206H152V203H150V201H149V195H151V194H147V190L148 189H145L144 188V186L145 185H143V184H141L140 182H138V180L137 181H133V182H131L132 180L130 179H128ZM139 181H141V179L139 180ZM143 182L145 181V183H147L146 182V180H142ZM220 181H222V180H220ZM220 181H218L217 180V182H219L220 183ZM239 181V180H238ZM84 182V181H83ZM138 183V184H140L141 186H138V188H137V186L135 185V183ZM186 182H187V180H186ZM186 182H185V184H186ZM202 182V181H201ZM206 182H207V180H206ZM229 182V181H228ZM226 183V185L227 184H229V183ZM240 182V181H239ZM66 183V182H65ZM111 183V186H113L112 185V183H119V185H117V186H115L116 184H114V186L115 187H118L119 189H116L114 186H113V188H115L114 189V193H111V192H109L110 190L108 189V188H111V186L110 187H108L109 186V184ZM128 183V182H127ZM126 183V184H127ZM134 183V184H133ZM136 183V184H137ZM219 183H218V185H219ZM86 183H84L83 185H85ZM126 184H124V186L126 185ZM197 184V183H196ZM205 184V183H204ZM216 184V186L218 187V185H217V183H215ZM225 184V183H224ZM68 185V184H67ZM87 185V184H86ZM186 185H188V184H186ZM213 185H214V183H213ZM221 185H222V183H221ZM220 185V186H221ZM62 187L63 188V194L62 195H64L63 197L64 198H62V195L60 196L61 198V200L63 201V203H62V201L61 200H59L58 198H57V192L59 191V190H61L59 187ZM73 186V185H72ZM123 186V187H124ZM184 186V185H183ZM182 186V187H183ZM210 186H211V183H210ZM219 186V187H220ZM223 186V185H222ZM245 185H244V187L243 188H245V190L247 189V187H246ZM88 187V188H89ZM121 188V189H124V188ZM126 187V186H125ZM164 187V186H163ZM194 187H197V188H199L198 186H194ZM193 187V188H194ZM228 187V186H227ZM232 187H234V186H232ZM73 188V187H72ZM78 188V187H77ZM76 188V189H77ZM147 188V187H146ZM231 188V187H230ZM75 189V188H74ZM75 189V190H76ZM90 189V188H89ZM88 189V190H89ZM93 189V190H94ZM129 189V190H128ZM138 189V190H137ZM182 189H184V188H182ZM196 189V188H195ZM208 189V188H207ZM213 189V188H212ZM215 189H216V187H215ZM229 189V188H228ZM227 189V190H228ZM13 190H15L17 193H16V195H18V196H15L14 195V193H9V192H11V191H13ZM93 190L91 189V190H89L88 192L90 193L91 191L93 192ZM118 190H119V192H118ZM162 190H164V188H162ZM202 190V189H201ZM205 190V189H204ZM204 190H202V191H204ZM225 190V189H224ZM224 190H222V191H224ZM239 190H241V189H239ZM242 190H244V189H242ZM80 191V190H79ZM144 191H146V193L144 192ZM151 191V190H150ZM198 191H199V193H198ZM198 191H196L198 194H200V190L198 189ZM232 191V190H231ZM235 191V190H234ZM234 191H232V192H234ZM60 192V191H59ZM91 192V193H92ZM121 192H123L122 190H121ZM193 192V191H192ZM192 192H191V194H192ZM229 192V191H228ZM250 191H247V194L246 195H248L249 193H251ZM62 193V192H61ZM60 193V194H61ZM70 193H71V190H70V192L68 193L69 195H68V197L70 198ZM85 193H87L86 191L84 192V193H82L81 195H80V197H86L87 196V194L85 195ZM90 193V194H91ZM124 193V192H123ZM132 193H130L131 195H132ZM149 193V192H148ZM211 193H212V191H211ZM215 193H217V191H215ZM222 193V192H221ZM225 193H227V191L225 190ZM60 194H58V195H60ZM128 195V197L130 196V197H134V195H129V192L127 193ZM161 194V193H160ZM163 194V193H162ZM179 194V193H178ZM186 194V193H185ZM190 194V196H192ZM193 194L195 195L196 193H194L193 192ZM214 194V193H213ZM222 194H224V192L222 193ZM230 194V193H229ZM234 194H236V193H234ZM77 195V194H76ZM89 195V194H88ZM92 195V194H91ZM90 195V196H91ZM101 195H102V198H103V200L104 201H102V199H101ZM154 194H152L151 196H153ZM193 195V196H194ZM197 195V194H196ZM215 195H217V194H214V196ZM237 195H239L238 194V192H237ZM237 195H236V198L238 199L240 196H238L237 197ZM244 195V194H243ZM74 196H75V194H74ZM213 196V197H214ZM220 196H222V195H220ZM220 196H218L217 195V197H220ZM227 196V195H226ZM231 196L232 197H234L232 194H231ZM249 197L251 196V195H248ZM123 198L125 197V194L122 196ZM130 197H129V199H130ZM210 197V196H209ZM232 197H231V201H232ZM252 197V196H251ZM255 197H252V198H255ZM68 198V199H69ZM72 198V197H71ZM70 198V199H71ZM87 198V197H86ZM93 198H95V197H93ZM193 198V197H192ZM197 198H198V196H197ZM199 198H201V197H199ZM198 198V199H199ZM221 198V197H220ZM220 198L219 199H217V200H220ZM223 198V197H222ZM228 198H229V196H228ZM235 198V197H234ZM241 198V197H240ZM53 199H54V201H55V206L53 205V203L52 202H54L53 201ZM58 199V200H57ZM80 199H82V198H80ZM88 199H90V197H88ZM88 199H84V200H88ZM96 199V198H95ZM125 199V198H124ZM128 198H126V200L128 201L129 200ZM133 199V198H132ZM135 199H133V201H135ZM152 199V198H151ZM150 199V200H151ZM159 199V198H158ZM163 199V197L160 199V200H162ZM165 199V198H164ZM194 199V198H193ZM196 199V198H195ZM211 199V198H210ZM224 199V198H223ZM261 199V200H260ZM78 200V199H77ZM99 200V201H98ZM122 200V199H121ZM154 199H152L151 201H153ZM166 200V199H165ZM165 200H164V202H165ZM183 200V199H182ZM197 200V199H196ZM196 200H194V201H196ZM199 200H201V199H199ZM197 201L198 202V205H199V203H202L203 204V198H202V201L200 202V201ZM209 200V199H208ZM234 200H236V199H234ZM234 200H233V202H234ZM262 202V203H260V201ZM78 201H80V200H78ZM96 201V200H95ZM125 201V202H124ZM131 201V200H130ZM156 201V200H155ZM158 201V200H157ZM209 201H211V200H209ZM222 201V200H221ZM253 201H256V199L255 200H253ZM252 201V202H253ZM158 202H160V201H158ZM164 202H162V204L164 203ZM196 202V203H197ZM213 201H211V203H212ZM225 202H227L226 200H225ZM236 202V201H235ZM234 202V203H235ZM243 201H241V203H242ZM68 203V202H67ZM98 203V204H99ZM161 203V202H160ZM176 203V202H175ZM179 203V202H178ZM237 204H238V202H236ZM240 203V204H241ZM244 204H246L245 202H243ZM242 203V204H243ZM251 203V202H250ZM257 203V202H256ZM255 203V206L257 205ZM76 204V203H75ZM84 204V203H83ZM101 204H100V207H101ZM103 204V205H104ZM127 204V203H126ZM128 204H129V202H128ZM134 204H136V203H134ZM140 204V205H139ZM177 204V203H176ZM209 204H210V202H209ZM237 204H236V206H237ZM244 204L242 205V206H244ZM72 205V204H71ZM70 205V206H71ZM97 205V204H96ZM102 205V206H103ZM165 205H167V204H165ZM164 204H163V206H165ZM179 205V204H178ZM213 205V204H212ZM215 205V204H214ZM258 205L256 206L257 208H258ZM200 206V205H199ZM253 206V205H252ZM96 207V206H95ZM97 207L98 208H100L98 205H97ZM97 207H96V209H97ZM107 207V208H108ZM116 207V206H115ZM115 207H113L112 206V208H114V209H116L117 211H118V209L117 208H115ZM136 207H137V205H136ZM152 207H153V209H152ZM169 207V206H168ZM167 207V208H168ZM178 207V206H177ZM196 207V206H195ZM202 207H205L204 205H202ZM202 207H200V208H198V209H200L201 211H203L204 212V208H202ZM230 207V206H229ZM244 207H246V206H244ZM264 207V206H263ZM84 208V209H83ZM103 209L105 208V205H104V207H102ZM102 208H100V209H98V211L100 210V212L103 210ZM131 209H132V207H130ZM138 208V209H139ZM181 208V207H180ZM203 210H202V209ZM210 208V211H211V205H210V207H208V208H206L205 210H208ZM238 208H239V206H238ZM241 208V207H240ZM251 207H249V209H250ZM102 209V210H101ZM114 209H112L113 210V212L115 211ZM160 209H161V207H160ZM163 209V208H162ZM173 209V208H172ZM178 209V208H177ZM247 209V208H246ZM253 209V208H252ZM104 210H106V208L104 209ZM151 210H155L154 212H152ZM170 210V209H169ZM186 210V209H185ZM230 210H232V209H230ZM98 211H96V212H98ZM108 211H111L110 210V207H109V210ZM137 211V210H136ZM162 211H164V210H162ZM183 211H184V209H183ZM210 211H206V212H208V215H211V213L209 214V212ZM239 211H240V209H239ZM248 211V210H247ZM258 211V210H257ZM152 212V213H151ZM167 212V211H166ZM170 212V211H169ZM176 212V211H175ZM204 213V215L206 214L207 215V213ZM216 212V211H215ZM215 212H213L212 214H213V216H214V218H215ZM223 212H225V211H223ZM228 212V211H227ZM103 213V212H102ZM101 213V214H102ZM111 213V212H110ZM114 213H116V212H114ZM114 213H111V214H114ZM119 213V212H118ZM122 212L120 211V213H119V219L120 218H122V220L124 221V220H127V219H124V218H126L127 216H126V212L124 213L125 214V216H124V218H123V216L122 217H120V214H121ZM154 213V214H153ZM158 213V212H157ZM156 213V214H157ZM161 213H163V212H161ZM161 213L159 212V214L161 215ZM219 213V212H218ZM97 214V213H96ZM100 214V215H101ZM104 214V213H103ZM106 214V213H105ZM104 214V215H105ZM108 214V213H107ZM117 214V213H116ZM152 214H153V216H152ZM165 214V213H164ZM202 214V213H201ZM227 214V213H226ZM104 215H102L101 217H102V219H103V216ZM132 215H134V214H132ZM136 215V214H135ZM134 215V216H135ZM167 215H168V213H167ZM173 215V214H172ZM176 215V214H175ZM174 215V216H175ZM185 215V214H184ZM238 215V214H237ZM236 215V216H237ZM108 216V215H107ZM107 216H105V217H107ZM109 216H110V214H109ZM108 216V217H109ZM114 216H115V214H114ZM142 216V217H143ZM159 216V215H158ZM162 216V215H161ZM166 216V215H165ZM181 216V215H180ZM262 216V215H261ZM264 216V215H263ZM75 217H76V219H77V217H78V219H79V222H80V224H82V228H83V230H84V237L82 238V241L80 240H78L77 238H75L74 237V228H76V227H74V219H75ZM100 217V216H99ZM130 217V216H129ZM137 217V216H136ZM138 217H141V216H139L138 215ZM141 217V218H142ZM143 217V218H144ZM157 217V216H156ZM169 217V216H168ZM176 217V216H175ZM204 217V216H203ZM207 217V216H206ZM206 217H204V218H206ZM212 217V216H211ZM221 217V216H220ZM240 217V216H239ZM242 217V216H241ZM115 218H117V217H115ZM115 218H112L111 219V216H110V219L111 220H114ZM141 218H138L137 219V221H139V223H141L140 222V220H141ZM144 218V219H145ZM163 218H164V216H163ZM163 218H161V219H163ZM213 217H212V219L214 220V222L216 223V221L218 220V218L216 217L215 219H217L216 221H215V219H214ZM236 218V217H235ZM259 218V217H258ZM109 219V220H110ZM118 219V218H117ZM117 219H115L116 220V222H117ZM140 219V220H139ZM144 219H142V223H144ZM145 219V220H146ZM160 219V218H159ZM167 219V218H166ZM177 219V218H176ZM184 219H187V218H184ZM198 219H200V218H198ZM251 219V218H250ZM104 220H106V218L104 219ZM115 220L114 221H111V222H114V223H116L115 222ZM121 220V221H122ZM164 220H165V218H164ZM164 220H163V222H164ZM183 220V219H182ZM189 219H187L186 221H188ZM204 220V219H203ZM207 220H208V218H207ZM221 220H222V218H221ZM255 220V219H254ZM102 221V220H101ZM160 221V220H159ZM205 221V220H204ZM204 221H203V223H204ZM126 222H128V221H126ZM166 222V221H165ZM168 222V221H167ZM213 222V223H214ZM251 222H252V220H251ZM258 222V221H257ZM89 223V224H88ZM106 223H108V222H106ZM123 223V222H122ZM124 223H125V221H124ZM145 223H146V221H145ZM160 223H162L161 221H160ZM189 223V222H188ZM212 223V222H211ZM210 223V224H211ZM217 223H218V221H217ZM217 223L216 224H214V225H217ZM222 223H224V221H222ZM261 223H262V221H261ZM77 224V223H76ZM75 224V225H76ZM112 224V223H111ZM120 224V223H119ZM126 224V223H125ZM166 224V223H165ZM164 224V225H165ZM190 225H191V223H189ZM219 224V223H218ZM109 224H107L106 225V227L105 228H103V229H108L109 230V226H108ZM116 225V224H115ZM114 224H113V226H115ZM137 225V227H138V224H136ZM145 225V224H144ZM151 225V226H150ZM157 225H158V223L156 224V227H157ZM163 225V226H164ZM168 225V224H167ZM192 225L194 226V224L192 223ZM259 225V224H258ZM264 224L262 223V226H263ZM121 226H123V225H121ZM140 226V225H139ZM150 226V227H149ZM161 226V228L160 229H164V227L162 226V224H159V227ZM166 226V225H165ZM116 227V226H115ZM114 227V228H115ZM127 228V225H125L124 226V228ZM134 228H135V230H136V226L134 225L133 226ZM153 227V226H152ZM169 227V226H168ZM189 227V226H188ZM220 227H223V225H221ZM133 228V229H134ZM142 228V227H141ZM146 227H144V229H145ZM150 228V229H149ZM195 228V227H194ZM193 228V229H194ZM214 228V227H213ZM215 228H217V227H215ZM264 228V227H263ZM102 229V230H103ZM111 229H113V227L111 226ZM111 229L109 230V231H111ZM116 229V228H115ZM115 229H114V231H115ZM121 230L120 229V225H119V228H117V230ZM138 229V228H137ZM152 229V230H151ZM160 229L158 228V233L160 232ZM162 229V231H164ZM168 229V228H167ZM187 229V228H186ZM196 229V228H195ZM242 229V228H241ZM119 230L117 231V232H119ZM128 230H129V228H128ZM128 230H126L125 229V231H124V229H123V227H122V231H124V233H127V232H129ZM140 231H141V229H139ZM143 230V229H142ZM169 230V229H168ZM178 230V229H177ZM176 230V231H177ZM220 230V229H219ZM218 230V231H219ZM227 230V229H226ZM239 230V229H238ZM246 230H248V229H246ZM254 230H256V229H254ZM107 231V230H106ZM108 231V232H109ZM127 231V232H126ZM132 231V230H131ZM130 231V232H131ZM139 231V232H140ZM144 231V230H143ZM147 231V232H148ZM155 231H157L156 229H155ZM205 231V230H204ZM240 231V230H239ZM248 231H250V230H248ZM104 232V231H103ZM112 232V231H111ZM110 232V233H111ZM116 232V231H115ZM116 232V233H117ZM121 232V231H120ZM138 232V231H137ZM137 232H135V234L137 233ZM187 231H185V233H186ZM198 232V231H197ZM222 233H220L221 235L223 234V231H221ZM225 233H226V231H224ZM233 232V231H232ZM251 232V231H250ZM249 232V233H250ZM261 232V231H260ZM99 233V232H98ZM114 233V232H113ZM113 233H111L110 235H112V236H115V235H113ZM155 233V232H154ZM224 233V234H225ZM240 233H242V232H240ZM263 233V232H262ZM133 234V233H132ZM133 235L134 237H137L136 235ZM223 234V235H224ZM246 234V236H247V233H245ZM244 234V235H245ZM120 235V234H119ZM125 235H127V234H125ZM169 235V234H168ZM167 235V236H168ZM186 235V234H185ZM222 235V236H223ZM226 235V234H225ZM224 235V236H225ZM233 235V234H232ZM235 235V234H234ZM233 235V236H234ZM111 236V237H112ZM122 236H124V235H122ZM143 237H145L146 235H142ZM156 236H157V234H156ZM159 236H163L164 237V235H159ZM188 236V235H187ZM221 236V237H222ZM223 236V237H224ZM227 236V235H226ZM229 236V235H228ZM231 236V235H230ZM238 236V235H237ZM245 236V237H246ZM261 236H262V234H261ZM116 237V236H115ZM115 237H114V241H115ZM141 237V236H140ZM151 237V236H150ZM158 237V236H157ZM169 237V236H168ZM196 236L194 235V239H197V237L195 238ZM232 237V236H231ZM247 237H249V236H247ZM263 237V236H262ZM261 237V238H262ZM117 238V237H116ZM120 238V237H119ZM128 238V237H127ZM146 238V237H145ZM153 237H151L150 238V241H153V239H152ZM156 238V237H155ZM159 238V237H158ZM157 238V239H158ZM178 238V237H177ZM238 238H240V237H238ZM121 239V238H120ZM129 240H127V241H129V242H133V240H131L130 238H128ZM134 239V242H135V240L138 242V240H140V242H141V239H136V238H133ZM157 239H155V242H157V244H156V246L158 247V246H163V242L161 243V241L159 242V241H157ZM160 240L162 239V238H159ZM158 239V240H159ZM168 239H170V240H172L170 237L169 238H167L166 237V240L167 241H169ZM227 239H228V237H227ZM242 239V238H241ZM248 239V238H247ZM246 239V240H247ZM264 239V238H263ZM164 240V239H163ZM162 240V241H163ZM165 240V241H166ZM116 241H117V239H116ZM116 241H115V243H116ZM150 241H149V243H150ZM164 242L165 244H167L168 242ZM173 241V240H172ZM172 241H171V243H172ZM174 241H176V240H174ZM192 241V240H191ZM204 241V240H203ZM233 241V240H232ZM244 241H245V239H244ZM134 242H133V244H131L130 245V247L132 246H136V244L134 245ZM143 242V241H142ZM141 242V243H142ZM148 242V241H147ZM182 242V241H181ZM202 242V241H201ZM220 242V241H219ZM261 242H262V240H261ZM260 242V243H261ZM153 243V242H152ZM159 243H161L160 245H159ZM171 243L169 244V245H171ZM176 243V242H175ZM127 244H129V243H127ZM140 244V243H139ZM167 244V245H168ZM187 244V243H186ZM200 243H196V245L195 246H197V245H199ZM244 244V243H243ZM143 243H142V248H143ZM154 246L155 245V243L154 244H151V246ZM169 245L168 246H166V247H162V249L163 248H166V249H164V250H161L162 251V253H163V251H164V253H166V254H164V255H166V260H165V256L163 255V257H164V261H162V259H161V261H162V263L164 262V263H166V264H180V262L178 261V259L177 258H180L179 256V254H177L178 255V257L176 258V253H178V251L176 252V248L175 249H173V248H171V247H169ZM172 247H176L177 246V244H176V246H174V244L172 243ZM221 245H222V243H221ZM224 245H227V243L225 244L224 243ZM233 245V244H232ZM125 246V245H124ZM127 246V248H128V245H126ZM146 246H148L147 245V243H146ZM145 245H144V247L145 248H147ZM152 246V247H153ZM156 246H154V250H155V248H156ZM183 246V245H182ZM184 246H186V245H184ZM227 246H229V245H227ZM227 246H225V248L227 249ZM79 247V248H78ZM131 247V248H132ZM180 247V246H179ZM199 247V246H198ZM222 247V246H221ZM125 248V247H124ZM124 248H122V249H124ZM161 248V247H160ZM159 247L158 248H156L157 249V251L160 249ZM186 248V247H185ZM223 248V247H222ZM250 248V247H249ZM120 249V248H119ZM148 249V248H147ZM153 249V248H152ZM129 250V249H128ZM131 250V249H130ZM180 250H181V248H180ZM179 250V251H180ZM182 250H184V249H182ZM190 250V248H188V250H185L187 253H188V251ZM200 250V249H199ZM203 250V249H202ZM86 251V252H85ZM126 251V250H125ZM146 251H148V250H146ZM166 251V252H165ZM175 251V252H174ZM195 251H197L196 249H195ZM122 252V251H121ZM120 252V255L119 256H121V254H122V256L124 255L123 253H121ZM156 251H153V253H152V256L151 257H153V254L155 253ZM158 252H160V251H158ZM184 252V251H183ZM191 252H192V250H191ZM262 252V251H261ZM108 253V252H107ZM185 253V252H184ZM200 253H201V251H200ZM260 253V252H259ZM263 253V252H262ZM149 255V251H148V253L146 252V254L145 255ZM158 254V253H157ZM160 254V253H159ZM197 254V253H196ZM143 255V254H142ZM147 255V256H148ZM183 255V254H182ZM194 255V254H193ZM122 256H121V259H122ZM127 256V255H126ZM138 256V255H137ZM144 256V255H143ZM195 256V255H194ZM226 256V255H225ZM255 256V255H254ZM128 257V256H127ZM139 257V256H138ZM197 257V256H196ZM195 257V258H196ZM200 257V256H199ZM260 257V256H259ZM131 258H132V256H131ZM137 258V257H136ZM154 259L156 258V257H153ZM152 258V259H153ZM148 259H150L149 257H148ZM232 259V258H231ZM264 259V258H263ZM145 260V259H144ZM143 260V261H144ZM181 261L183 260V259H180ZM230 260V259H229ZM254 260V259H253ZM124 261H126V259L124 260ZM156 261V260H155ZM231 261V260H230ZM145 262V261H144ZM153 262V261H152ZM159 262V261H158ZM239 262V261H238ZM161 263V262H160ZM161 263V264H162ZM182 263H183V261H182ZM210 263H212V262H210ZM144 264V263H143ZM155 264V263H154ZM184 264V263H183ZM208 264V263H207ZM213 264V263H212Z\"/></svg>",
    "mask_w": 264,
    "mask_h": 264
},
{
    "label": "rangeland",
    "instance_id": "rangeland-1",
    "mask_svg": "<svg viewBox=\"0 0 264 264\" xmlns=\"http://www.w3.org/2000/svg\"><path fill=\"white\" fill-rule=\"evenodd\" d=\"M40 1H41V3L44 1V3L42 4L44 7V9L47 7V10H52V6H54V3H53V5L51 6V9H48V8H50L48 5L50 4L49 2L51 1V4H52V0H50V1H47V3H49L48 5L45 3L46 2V0H39V3H40ZM73 1H77L78 2V4H79V6L76 8L75 7V5L74 4H72L73 3ZM197 1H199V10L201 11V12H210L211 11V9L213 8H217V7H220V8H222L224 11H226L227 13H229L231 16H233L234 17V13H235V19H236V21L238 20V22L239 23H242V25H244V29H245V31L247 32V34H249V36L250 37H253V38H255V40H256V38L258 39L257 41H259V43H261L262 44V47H264V14L262 13V12H256L255 14H254V16H252L253 18H247L245 15H243L242 14V11L241 10H238V9H236V8H234L233 6H231V4L228 2V1H221V0H208V1H206V0H197ZM259 1H261V0H259ZM57 2H58V4H60V5H62L63 6V8H66L67 7V10L66 9H64V11L66 12L65 14H66V16H67V14H70L71 16H72V20H73V18H75L74 20H73V22H75V21H77V19L80 17V19H78V21L77 22H75V23H73L72 22V20L70 19V15H68L67 16V18L69 19V21L71 20V29L73 30V31H75L76 33V36L73 38L72 37V35L70 34V32L67 30V28H66V26H65V24H64V21H65V16H63L62 14H64V13H56L57 15L58 14H60V15H58V18L56 17L55 19H57V21H56V23H57V25H59V24H61V25H63L62 27L60 26H58V28H57V34H58V36L60 35V36H62L63 34H65V35H70V36H67V37H69L71 40L73 39V40H75L76 38H78V39H76V42L77 41H80L81 42V40H82V45H81V43H79V42H75L74 41V43H76V45L79 47V51H81V52H86L85 53V55H86V57H88L87 59H88V62H90L89 63V65L90 66H92V68H93V70L97 73L96 74V76L98 75V77L100 78V80L102 81V84H104V87L106 86V88L104 89V92L106 93L107 92V94H106V96L107 95H109V98L107 97V100L108 101H110L109 102V104H111L112 105V108H113V106L115 107V108H113L112 109V112H113V115L114 114H116L117 113V115L116 116H118V115H120V114H122V115H120V116H118L117 117V119L115 118V116H114V118L116 119V121H118L119 123H117V124H120V126H122V124H123V128H124V126H125V130L124 129H122V130H124L125 132H124V134L125 135H127L126 136V138L128 139L129 138V136H130V139H129V142L131 143V144H133L134 145V148L132 147V150L133 149H139L140 148V146H141V148H142V151H144V152H141L140 151V149L138 150V151H136L135 150V152L133 153L132 151H129V150H131V149H128V151L127 152H129V154H130V156L131 157H129V155H127L126 156V154H127V152L126 153H124V150L122 151V153H121V151H119L120 149V146L122 145V147H121V150H122V148H123V144H124V147L125 148H123V149H126L127 150V145H128V143H124V141L126 140L125 138H123V137H125L124 135H122V131H120V132H122L121 133V135H120V139L118 138L117 139V137L113 134L114 133V130L112 129H110V132H113L112 134L114 135V137H116V138H114L113 137V135H112V137L116 140V144H117V141L119 140V143H120V141H121V143H120V145H119V147H116V144L114 143V139L112 138V137H110L111 135H109L110 133H109V128L111 127V128H114L113 126H111L112 125V123L109 121V119L106 117L105 118V114L101 111V109H100V105H99V103H98V105H97V102H98V100L97 99H92L93 101L94 100H96V102H92V100L90 101V99H91V97H92V95L94 96V98H96L95 97V95L93 94V92L90 90V86H89V84H88V79H87V77H86V75L84 76L85 78H83L82 77V74H81V72H83V74H84V71H82V66H80L81 65V63L80 62H78L77 63V60L79 61V57L77 56V58L75 57V55H76V53L73 55V60L74 61H76V64H78V65H76V64H74V62H73V64H74V66L75 67H77L76 69H75V67H74V70H76L75 71V73L77 72V69H78V67H79V69H81V70H79L78 69V72L76 73V78L78 79V82L80 83V84H84V86H86V88H87V90H86V92H85V94H84V96H85V98L86 99H88V98H90V99H88V101H87V104H88V106H89V108H90V110H91V112H93L94 111V108H97L93 113H94V115L95 114H97V115H99V117L98 116H96L97 117V119H98V121L100 122V119H102V121H101V123L100 124H102V127H103V129H104V136H105V139H104V141H106L107 143H105L104 142V146L107 148V150L104 148V155H105V157L106 158H108V155L110 156L109 157V159H112V162H113V160H114V162H116V164L118 163V165H114L113 166V164H114V162H113V164H112V166H113V168H116V169H118V166H119V169H118V172L120 173V172H122L123 170H120V165L123 163V166L125 167H123L122 165V168H124V171L126 170V168H127V170L128 171H126L127 173H129V174H132V175H134L133 177L135 178L137 175H139L138 177V182H140L141 184H143V185H145L144 186V188L145 189H148L147 191L149 192H147V194L149 195V194H154L153 196H151V195H149V201H150V203H152V206H154L155 208L154 209H156V207H157V205H158V210L156 209V212H154L153 210H151L152 212H154L153 214L155 215V216H153V214H152V218H153V221H156L155 223L157 224L158 223V225H157V227H156V224H154V225H150L149 227L150 228H153L154 229V227H155V229L157 230V231H155V229L153 230V235H151V233L148 231V227L146 226V224L147 225H149V223L150 222H148L147 221V219L141 214H138V211H140L141 212V210H140V206H138V203L139 202H137V198L135 199V195L136 194H138V193H141L143 190H141V188H139L140 189V191L141 192H133V193H136L135 195L132 193V191L133 190H136V188H134L133 190L132 189H128L129 191V195H131L130 193H132V195H134V197H130V199H129V197L127 196L128 194V192L126 193V189L125 188H127V186H129V181H128V179L130 180H132L131 182H133L134 181V178L132 177V178H129V176L131 177L132 175H128V174H124L125 176L124 177H127V178H124V177H122L121 175L123 174V173H125V172H123L121 175L119 174V175H117L118 174V172L117 173H115L116 175H117V177L118 178H116V176H115V174L114 175H112L111 173L112 172H110V174H109V172H108V174L109 175H112V177L114 176L115 178H116V180L117 179H119L120 177V180H118L119 181V183H120V185H119V183L117 184V183H112V185L114 186V184H116L115 186H117V185H119V186H121L122 184H123V186H124V184H126L127 182V184L123 187V186H121V187H119L120 188V193L119 194H125V199L122 197L123 195H120V201H123V200H125L126 201V203H124V205H126V207H125V209H122V208H120V206H118L117 207V205H115L114 203H117L118 205H119V203L118 202H113L112 203V205L111 206H109L110 207V210L111 211H108L109 210V207L106 205V204H104V202H103V204L105 205V208H106V210H104L102 207H104V205L103 204H101V203H99V202H101V200L99 201V202H97V199H100V194H99V192H96V191H98V189H96L97 187H96V185L94 184H88V183H92V180H91V182L89 181L88 183H87V181H88V178H87V175L86 174H84V170L83 171H81V169H83V167H89V164L87 165L86 164V159H87V157L84 159V157L86 156V153H84V149H83V144L80 142H77L76 141V139H77V137H75V132H77V135L76 136H78V137H80V138H82V136H81V134L80 133H82V131L84 130V128H83V123H82V120H79V121H76L75 122V128H73L74 126L73 125H71V126H73V127H69V124L65 127V128H62V130H64V132L62 131V132H59L58 130H57V128H56V126H55V123H54V125L52 124V130L54 131V133L56 134V135H58V133L60 134V137H59V135H58V137H59V141L61 142V143H63L64 144V142L66 141V143L65 144H67L66 145V148H65V144L63 145V146H61L60 147V145H61V143L59 142V141H57L58 143H56V139L55 138H53L54 140L53 141H51V144H56V146L59 144V146H57V147H55L54 149H56V153L57 154H55L54 156H53V160L55 159V162L54 163H56L55 165V168L57 169V170H59L60 168L62 169L61 171L63 172L62 173V176L61 177H59V178H61V180L59 179V181H60V185L62 186V184H63V186L62 187H65L66 186V188H64L65 190H67V187H68V189H70L71 190V193H70V198L68 197V193L70 192V190H69V192L67 193V198H64L65 196L64 195H62L63 194V188L60 186L59 188L61 189V190H59L56 194V196H57V198L59 199V200H61L62 198H64V199H62V200H66L65 201V203L67 204V206L68 207H70V208H72V206H73V208L75 207H77L78 208V205H79V207L80 206H82V207H85L86 209H85V213H86V210H88L87 211V213H86V217H87V221L90 223V226L92 227V229L95 231V232H97V234H98V236L99 235H101V237L99 236V238L101 239V241H102V245H103V247H104V250H105V252H106V255H107V258H108V264H161L162 263V261H164V257H163V255L164 254H166V253H164V251H163V253H162V251L161 250H164V249H166L167 247L166 246H168L170 243H171V241H172V243L174 244V246H176V244H177V246L176 247H172L173 245H172V243H171V245H169V247H171V248H173V249H175L176 250V252L178 251V253H176V255L177 254H179L180 256V258H177L178 257V255L176 256V258L178 259V261L180 262V264H264V225L262 226V223L264 224V196H259L260 198H262V202L260 201V203H262V205L260 204V206L258 205L259 203H258V199L259 198H256L255 196H253V193L251 192V190H249L250 188H248L249 186H248V184H247V180H246V173H244L245 171L244 170H242V168L240 167L239 169L241 170H239L238 168H237V166L239 167V166H242V167H244V165L242 164V153H241V148L239 147L241 144H243V145H245L246 144V146L249 148V149H251V151H252V153L253 154H255L256 156L258 155V154H260L259 156H257V157H259V161L262 163L263 162V164L262 165H264V146H263V143H264V136H262L263 134H264V131H263V129H264V87H263V89H261L262 87H261V85H258V83L257 82H255V80L253 79V76L250 74V71L252 72V71H261V72H263L264 71V63L262 62V60H260V57H262L261 59H264V52L263 53H257L256 51H254L250 46H248V44H246L245 42H243V41H238V40H236V39H233V38H229V36L227 35V33H226V31L225 30H223V28H222V26H221V24L219 23V21L218 22H216L215 24H214V22L216 21V18H214L215 19V21H214V19L212 20V21H214L213 22V24L215 25V26H213V27H215L214 29L216 30L215 32H216V35H217V37H218V39H219V41L221 40V45L223 46V48H224V50H225V54H226V56H227V58L229 57L228 55H232V56H230L231 57V59H230V57H229V59H228V61H230L231 60V62L229 63H224L225 62V60H223L222 59V57H221V59H220V56H217V57H219V58H217V60H219V62H221V64H222V71H223V73H224V75H223V77L225 76V78H220V79H222V80H220V81H223V83H225L226 84V82H224V81H231V78H232V82H230L229 83V85H228V82H227V84H226V86L228 85V87H226V86H224V84L222 83V82H220L219 80H217V82H218V84H223L222 85V87H221V85H219V88L216 90V93H215V89L213 90L212 88L214 87V85L212 86V84L214 83L215 84V88H217V83H215L214 81H216V80H213L211 77H210V75L208 76V78H206L207 77V75L209 74L208 72L206 73L205 71H207V69L205 70V68H203L202 66H203V64H201V63H199V62H196L195 64L194 63H189L188 61H186L183 57H182V54H184L186 51H187V46L186 45H184L183 43L184 42H182V44L184 45V46H182V44L179 42L180 40H178V39H176L175 37H177L176 35H175V33L174 32H168V33H173V34H167V39L169 40L167 43H168V45L172 48H169L168 49V47H162V46H160L161 47V49H163L162 51H161V53H165V54H167V55H163V56H165V57H167L169 54H170V52H171V54H173L172 56H168L167 58H169L170 60H171V58H172V60H171V62L173 63H171L170 62V60H168L167 58H165V59H167L168 60V62L170 63V64H172V65H170L169 63H167V64H169L170 66H172V69H175L174 67H176V72L177 71H179V76H180V78L182 79L183 77H184V79H182L183 81H186V82H184V83H186L185 85H187L188 84V86H185V88H186V92L187 91H189L188 93L190 94V95H188L187 96V100H188V104H189V110L191 111V112H193V117H192V125H193V127L191 126L190 128L192 129H190L189 130V125H188V123H187V121H185L184 122V120H185V117H184V114H183V112H181L177 107H176V104H174V102L172 103V102H169L166 98H165V96H160L162 93H159L160 92V90L157 88L155 91L156 92H158V93H156L155 91H153V88L155 89V87L154 86H151V85H149L148 84V82L146 81V75L139 69V71H138V69L136 68V69H134L132 66V68H129V67H127V65L129 66V64L127 63V61H126V59L123 57L122 59H121V57H114V55H113V58H110L109 57V55H108V53L109 54H111V52H108V51H110V49L112 50V49H114V46L111 44L110 45V42H108V44L110 45H108V47H106V45L104 44V42L102 41V38H103V32L101 33L100 31H102L100 28H98V24H96V25H92L91 27H88V26H90L91 25V23H89V25L87 26V24H88V22H83V20L84 19H82L81 20V18H82V16H86V17H89V13H90V17H92V14H91V12L87 9L88 7H86L87 5H86V2H85V0H57ZM63 2H64V5H63ZM206 4H205V3ZM220 2V3H219ZM226 2H228V3H226ZM255 2H256V4H258L259 2H258V0H255ZM40 3V4H41ZM66 3V4H65ZM215 3V4H214ZM242 3H243V5L245 4V0H243L242 1ZM85 4V5H84ZM259 4H261V2L259 3ZM65 5H66V7H65ZM214 5H215V7H214ZM230 5V6H229ZM201 6V7H200ZM205 6V7H204ZM209 6H211V7H209ZM258 6V8H259V5H257ZM225 8V9H224ZM236 9V10H234V9ZM202 9V10H201ZM208 9V10H207ZM212 9V10H213ZM229 9H231V11L229 10ZM238 10V11H237ZM69 11L71 12V13H69ZM234 11V12H233ZM241 11V12H240ZM231 12V13H230ZM54 14V13H53ZM56 14H54V15H56ZM74 15V17H73V15ZM76 14V15H75ZM260 14H261V16H260ZM54 15H53V19H54ZM77 15H79V17L77 16ZM256 15H258V16H256ZM59 16H62L63 17V20H61L60 18H59ZM75 16H77L78 18H76ZM89 17V18H90ZM241 17V18H240ZM242 18H244V19H242ZM239 19H242V20H239ZM255 21V19H256V23L253 21V20ZM59 20V21H58ZM245 20V21H244ZM85 21V20H84ZM137 21V20H136ZM242 21V22H241ZM252 21V22H251ZM58 22H59V24H58ZM82 22H83V26H82ZM250 24H249V23ZM54 23H55V21H54ZM76 23H78V25L76 26L75 24ZM79 23L81 24V26H79ZM84 23H86V25H84ZM141 24L139 21H137V24ZM244 23V24H243ZM138 24V25H139ZM220 24V25H219ZM249 24V25H248ZM65 26V27H64ZM80 28H79V27ZM219 26H221V27H219ZM77 27H78V29H77ZM83 27H84V29H86V31L83 29ZM86 27V28H85ZM139 27H141L140 28V31H141V29H143V27H144V30H145V32L147 31V29L145 28V26H143V25H139ZM77 30H76V29ZM94 28V29H93ZM59 29V30H58ZM63 29V30H62ZM99 29H100V31H99ZM82 30H83V32H82ZM61 31H63V32H61ZM77 31H80V32H82L81 34H80V32L78 33ZM60 32V33H59ZM67 32V33H66ZM99 32V33H98ZM144 31L142 30V33H143ZM144 32V33H145ZM148 32V31H147ZM145 33L146 35L148 34V33ZM143 33V34H144ZM251 34V35H250ZM64 35V37L62 36L61 38H65L66 36ZM82 36V37H80V36ZM100 35V36H99ZM60 36H59V38H60ZM175 36V37H174ZM99 37L101 38L100 40H99ZM60 38V39H61ZM69 38L67 39V38H65L64 40L66 41V39H67V41L65 42L64 40L62 41V39L60 40V41H62L61 42V44H65V43H68V40H69ZM176 40H175V39ZM229 39V40H228ZM231 39V40H230ZM70 40V42L71 43H68V44H65V45H69L70 44V46L72 45H74L73 44V41H71ZM175 41V43H174V41ZM236 40V41H235ZM171 41V42H170ZM179 42L180 43V45H179V43L177 44L176 42ZM44 42H46L45 40H44ZM65 42V43H64ZM85 42V43H84ZM101 42L104 44V46L105 47H103V48H105L104 50L101 48ZM223 42V43H222ZM233 42V43H232ZM242 42V43H241ZM47 43H48V40H47ZM170 43V44H169ZM84 44V45H83ZM103 44H102V46H103ZM176 45V46H174V45ZM241 44V45H240ZM113 46V47H112ZM185 46H186V48H185ZM110 47V48H109ZM229 47V48H228ZM247 47V48H246ZM251 48V50L250 49H248V48ZM173 48H175V49H173ZM82 49L84 50V51H82ZM86 49H87V51H86ZM100 49V50H99ZM107 49H108V51H107ZM164 49H166V50H164ZM171 49V50H170ZM179 49V50H178ZM230 49V50H229ZM240 49V50H239ZM90 50V51H89ZM167 50H169L168 52H167ZM176 50V54H180V55H175L174 54V51ZM183 50H185V51H183ZM226 50H228V53H230V54H227L226 53ZM249 50V51H248ZM253 50V51H252ZM93 53H92V52ZM113 51V50H112ZM115 51V50H114ZM166 51V52H165ZM180 51V52H179ZM246 51V52H245ZM178 52V53H177ZM233 52V53H232ZM241 52H243V53H241ZM83 53H82V55H83ZM87 53H92V55L91 56H89ZM113 53V52H112ZM169 53V54H168ZM249 53H250V55H249ZM113 54H115V52L113 53ZM117 54V53H116ZM248 54V55H247ZM259 54H261V56L259 57ZM118 55V54H117ZM117 55H115V56H117ZM238 55V56H237ZM256 55V56H255ZM96 56V57H95ZM121 56V55H120ZM177 56V57H176ZM246 56H248V57H246ZM259 57V59H258V57ZM76 58V60H75V58ZM111 57H112V55H111ZM174 57V58H173ZM216 57V56H215ZM237 57V58H236ZM92 58V59H91ZM182 58V59H181ZM124 59H125V62H124ZM180 59V60H179ZM247 59V60H246ZM254 59V60H253ZM256 59V60H255ZM72 60V61H73ZM112 60H114V61H112ZM175 60V61H174ZM258 60V62H260V63H258V62H256ZM110 63H108V62ZM111 61V62H110ZM224 61V62H223ZM233 61V62H232ZM246 61V62H245ZM106 62V63H108V64H104V63ZM176 62H178V63H176ZM180 62V63H179ZM223 62V63H222ZM249 62H253V63H249ZM256 62V63H255ZM262 62V63H261ZM99 63V64H98ZM112 63V64H111ZM126 63V64H125ZM183 63V64H182ZM187 65H186V64ZM199 63V64H198ZM255 63V64H254ZM258 63V64H257ZM101 64V65H100ZM176 64H178V65H176ZM193 64H194V66H193ZM225 64H227L228 65V67L225 65ZM231 64H233V67H232V65ZM260 64V65H259ZM263 65V67H262V65ZM109 65V66H108ZM175 65V66H174ZM179 65H181L180 67H178ZM184 65V66H183ZM199 65V68L197 67V68H194L195 66H198ZM202 65V66H201ZM231 65V67H232V70H233V73L235 74H233L231 71V69L229 68V66ZM254 65V66H253ZM174 66V67H173ZM189 66V67H188ZM224 66V67H223ZM228 68V69H230V70H228L226 67ZM247 66V67H246ZM205 67V66H204ZM235 67H236V69H235ZM258 67H259V70H258ZM102 70H101V69ZM127 68V69H126ZM170 68V67H169ZM178 68H179V70H178ZM224 68H226V71H229V73H230V76H231V78H229V80H227V78H228V76L227 75H229V74H226L225 73V69ZM238 68V69H237ZM250 68V69H249ZM98 69L100 70V71H98ZM131 69H132V71H131ZM184 69V70H183ZM189 69H191V70H189ZM194 69H201L200 71L198 70H195L194 71ZM202 69H203V71H202ZM240 69V70H239ZM134 70L135 71H137V75H135V72H134ZM175 70H174V73L175 74H177L176 72H175ZM240 71V72H238V71ZM246 70H247V72H246ZM80 71V72H79ZM221 71V72H222ZM248 71H249V73H248ZM116 72V73H115ZM129 72V73H128ZM131 72H133L132 74H131ZM142 74H141V73ZM189 72V73H188ZM238 72V73H237ZM79 73V74H78ZM107 73V74H106ZM187 73V74H186ZM196 73V74H195ZM205 73V74H204ZM231 73L233 74V75H231ZM237 73V74H236ZM240 73V74H239ZM246 73H248V74H250V75H246ZM101 74H103L102 76H104V77H101ZM104 74H106V75H104ZM131 74V75H130ZM199 74V75H198ZM202 74H204V78H203V76H202ZM221 75H220V77L222 76V73H220ZM264 74V73H263ZM185 75V76H184ZM181 76H183V77H181ZM229 76V77H230ZM232 76H234V77H232ZM235 76H237V77H235ZM240 76V77H239ZM248 76H251L252 77V81L254 80V82H252L253 84H255V85H257L256 87L251 83V81H250V78L248 77ZM199 77V78H198ZM201 77V78H200ZM227 77V78H226ZM242 78L241 80L239 79V78ZM249 79H248V78ZM113 78V79H112ZM190 78H191V80H190ZM244 78V79H243ZM80 79V80H79ZM192 82V83H194V84H192V83H190V81ZM225 79V80H224ZM248 79V80H247ZM104 80V81H103ZM139 80V81H138ZM203 82H202V81ZM204 80H206V81H204ZM208 80V81H207ZM235 82H234V81ZM141 81V82H140ZM213 83H212V82ZM242 81V82H241ZM247 81V82H246ZM85 82V83H84ZM111 82V83H110ZM205 82V83H204ZM208 82H210L209 84H211V85H209L208 84ZM220 82V83H219ZM237 82V83H236ZM241 82V83H240ZM244 82H245V85H244ZM87 83V84H86ZM121 83H123V86H122V84ZM132 83V84H131ZM142 83H144V85H145V87H147V89L149 90V88H148V86H150V87H152V88H150V92H152V93H150L149 91H146V89H145V87L143 86V84ZM192 85H190V84ZM240 83V84H239ZM120 85V86H118V85ZM243 84V85H242ZM249 84V85H248ZM52 85V84H51ZM147 85V86H146ZM191 87H190V86ZM204 85V86H203ZM207 85V86H206ZM235 87H234V86ZM238 85V86H237ZM251 85V86H250ZM87 86H89V87H87ZM194 86V87H193ZM210 86H211V88H210ZM231 86H233V87H231ZM243 86V87H242ZM245 86V87H244ZM261 87V88H257V87ZM52 87V86H51ZM140 87H142V88H140ZM144 87V88H143ZM197 87H199V89L201 90L200 92H198V88ZM203 87H205V89H203ZM224 87H226V88H228V89H224ZM250 87V88H249ZM53 89H54V92H53V89H52V91H51V93H52V96H53V98L57 101V103H58V105H60L59 107V109L61 110V113L63 114V111H65V110H62V109H64V106L65 105H62V103H64V100L65 99H63L64 98V96H63V98H61L62 97V94H61V92L59 91V90H57L55 87H52ZM81 90L83 91V89H86L85 87L83 88V85H81ZM103 88V87H102ZM187 88H190V90L188 89L187 90ZM209 88V89H208ZM222 88V89H221ZM252 88V89H251ZM124 89H126V90H124ZM145 89V90H144ZM152 89V90H151ZM221 89V90H220ZM224 89V90H223ZM231 89L232 90H234V95L235 96H233V94H232V91H231ZM236 89H238V90H236ZM242 89V90H241ZM244 89V90H243ZM254 89H257V90H254ZM261 89V90H260ZM129 90V91H128ZM207 90V91H206ZM214 91V93H213V91ZM230 91V92H228V94L231 96V98L232 97H236V98H233V102L235 103V101H238L239 99V101H240V103H242L243 105H244V103H245V106H243L242 104H239L238 102H236L237 103V105H236V103L235 104H231L230 105V103H233L232 102V99H230V96L229 95H227V96H225L224 95V93L226 94V91ZM254 90V91H253ZM85 91V90H84ZM89 91H91V94L89 93ZM196 91V92H195ZM219 91H224L223 92V95H222V92H219ZM258 91H259V94H258ZM261 91V92H260ZM55 92H57V93H59V94H57V93H55ZM110 92V93H109ZM147 92H149V93H147ZM194 92V93H193ZM207 92V93H206ZM217 92H218V94L219 93H221V94H219L220 95V97L221 96H223L222 98H220L219 99V95L217 94ZM240 92H242V93H240ZM246 92V93H245ZM54 93V94H53ZM84 93V92H83ZM90 95H89V94ZM109 93V94H108ZM153 93H156V94H153ZM244 93V94H243ZM249 93V94H248ZM55 94H56V96H55ZM61 94V95H60ZM88 94V95H87ZM244 96H243V95ZM251 94V95H250ZM130 95V96H129ZM141 95V96H140ZM156 95V96H155ZM163 95V94H162ZM213 95V96H212ZM218 97H217V96ZM58 96H60V98L58 97ZM111 96H112V98H111ZM145 98H144V97ZM198 96H200V97H198ZM216 96V97H215ZM225 96V97H224ZM158 97V98H157ZM190 97V98H189ZM201 97H203V99L201 98ZM205 97H206V100H205ZM212 97V98H211ZM227 97H229V101L227 100ZM238 97V98H237ZM248 97V98H247ZM250 97V98H249ZM252 97V98H251ZM59 100H58V99ZM93 98V97H92ZM120 98V99H119ZM198 98H200V99H202V100H205L206 102H207V106H206V104H205V101H201L200 99V101L198 100L197 101V99ZM216 98H218V99H216ZM245 98V99H244ZM256 100H255V99ZM260 100H259V99ZM110 99V100H109ZM115 101H114V100ZM189 99H191V101H189ZM208 99H211V100H208ZM215 99V100H214ZM223 99V100H222ZM243 99V100H242ZM113 100V101H112ZM196 100V101H195ZM220 100V101H219ZM226 100V101H225ZM246 100V101H245ZM252 100V101H251ZM255 100V101H254ZM259 100V101H258ZM262 100V101H261ZM117 101V102H116ZM196 102V104H195V102ZM218 103H217V102ZM226 102V103H228V104H223V103H221V104H223V105H221L220 104V102ZM244 101V102H243ZM257 101V102H256ZM262 103H261V102ZM45 105H46V107H44L43 108V112H39V115H44L45 116V114H44V110H45V113H46V115H47V113L49 112V109L51 108V105L49 104V102H48V100H46L45 99ZM61 102V103H60ZM158 102H159V104H158ZM198 102L200 103V102H202L203 104H199L198 105ZM250 104H249V103ZM38 103L40 104L41 102L40 101H38ZM47 103H48V105H47ZM116 105H115V104ZM118 103V104H117ZM157 103V104H156ZM192 103V104H191ZM212 104V108H211V104ZM215 104V106H214V104ZM218 105H217V104ZM65 104H66V102H65ZM96 104V105H95ZM156 104V105H155ZM191 104V105H190ZM210 104V105H209ZM261 104V105H260ZM41 105V104H40ZM121 107H120V106ZM151 105V106H150ZM160 107H159V106ZM163 105L165 106V107H163ZM167 105L168 106H172V105H174V107L172 106V108H170V107H167ZM217 105V106H216ZM219 105H221V106H219ZM251 105V107L253 108H251V110H250V108H249V106ZM61 106H63L62 107V109H61ZM96 106V107H95ZM117 106V107H116ZM119 106V107H118ZM202 106V107H201ZM209 106V107H208ZM227 106H228V108L229 107H233L235 110H233L234 112L236 111V113H234L233 111H232V109L231 108H229V109H227ZM261 106V107H260ZM132 107V108H131ZM154 107V108H153ZM158 107V108H157ZM163 107V108H162ZM169 108V109H173L174 111V113H178V114H175V116L173 115V116H171L172 114H173V112L171 111V114H170V111H169V109H167V108ZM190 107H193V108H190ZM206 107H208V108H210V111H208L209 109L208 108H206ZM222 107V108H221ZM241 107H243V108H241ZM259 107V108H258ZM93 110H92V109ZM130 108V109H129ZM161 108V109H160ZM197 108V109H196ZM199 108V109H198ZM239 110V112H244V113H242L241 112V114L238 112V110ZM244 108H246V109H244ZM99 109V110H98ZM118 111H117V110ZM176 109H178L177 111H176ZM205 109H207V110H205ZM216 110V111H214V110ZM222 109H224L225 111H227V112H225L224 110H222ZM248 109V110H247ZM113 110H115V111H113ZM122 110H123V112H122ZM195 110V111H194ZM197 110H200V111H202V112H204L205 114H203V113H200V111H197ZM222 110V111H221ZM125 111V112H124ZM131 111V112H130ZM154 111V112H153ZM176 111V112H175ZM205 111H207V113L208 112H210V113H208V114H210V116L213 114V118L212 119H214V120H210L211 119V117H209L208 115H207V113L205 112ZM218 111H220V112H218ZM224 111V112H223ZM251 111V112H250ZM66 112V111H65ZM211 112H212V114H211ZM228 112H230V114L228 115ZM252 112H253V115H252ZM100 113V114H99ZM128 114V115H126V114ZM169 113V114H168ZM227 113V114H226ZM234 113V114H233ZM239 113V114H238ZM246 113V116H244V115H242V114H245ZM65 114V113H64ZM63 114V115H64ZM78 114H79V110H78ZM105 116H104V115ZM136 114V115H135ZM160 114V115H159ZM214 114H215V116L217 115V118L215 119V117H214ZM223 116H222V115ZM226 114V115H225ZM249 114V115H248ZM251 114V115H250ZM62 115V116H63ZM165 115V116H164ZM180 115H181V117H180ZM197 115V116H196ZM199 115V116H198ZM225 115V116H224ZM242 115V117H239V116H241ZM101 116H103V117H101ZM154 116V117H153ZM158 116V117H157ZM162 116V117H161ZM164 116V117H163ZM192 116V115H191ZM196 116V117H195ZM219 116V117H218ZM244 116V117H243ZM248 116V117H247ZM257 116H260V117H257ZM65 117L67 118V115H65ZM134 117V118H133ZM147 117V118H146ZM160 117V118H159ZM176 117V118H175ZM197 117L200 119H198L197 120ZM245 117H247V119L249 120V122H252V123H248L247 122V120H245L246 118ZM45 118H47V117H45ZM44 118V119H45ZM61 118H64V116L63 117H61ZM100 118V119H99ZM103 118H105V121L109 124V126H107V127H105L107 124H106V122H104V119ZM121 118V119H120ZM155 118H156V120H155ZM158 118V119H157ZM168 118L170 119V120H168ZM171 118H174V119H171ZM179 118V119H178ZM210 118V119H209ZM229 118V119H228ZM244 118V119H243ZM249 118H253L252 120L251 119H249ZM262 118V119H261ZM65 119V118H64ZM132 119V120H131ZM160 119H164V120H162L163 122H160L161 120ZM166 119L168 120V122L166 121ZM182 119H184V120H182ZM193 119H195V121L193 120ZM218 119V120H217ZM225 119V120H224ZM232 119H233V121H234V119H235V122L237 123L238 122V124L236 125V123H233V121H232ZM238 119H239V121H241L242 122V124H241V122H239L238 121ZM241 119V120H240ZM259 119V120H258ZM133 120H134V123H133ZM146 120H148V121H146ZM179 120H181V122L183 123V124H181V123H179ZM202 120H205V121H202ZM208 120H209V123H206V121L208 122ZM216 120H217V122H216ZM237 120V121H236ZM251 120V121H250ZM130 121V122H129ZM144 121V122H143ZM166 121V122H165ZM170 121H171V123H170ZM172 121H173V123H172ZM176 121H177V123H176ZM210 121L211 122H216V125L213 123V124H210ZM224 121H226L225 123H227V124H225L224 123ZM232 121V122H231ZM256 121V122H255ZM258 121V122H257ZM78 122V126L79 127H77V123ZM102 122H104L106 125L105 126H103L104 125V123H102ZM146 122V123H145ZM165 122V123H164ZM196 122V123H195ZM223 122V123H222ZM228 122H231V124L230 123H228ZM244 122H246V123H244ZM128 123V124H127ZM158 123H160L159 125H158ZM164 123V124H163ZM201 123H204V125L203 124H201ZM217 123H218V125H217ZM222 123V124H221ZM232 123L234 124V125H232ZM240 123V124H239ZM257 123H259V125H256ZM82 124V125H81ZM136 124V125H135ZM173 124V125H172ZM177 124H178V128H181V129H185V131H186V136H187V138H189V140L190 139H194V141H195V133L197 132V135H199L198 137L196 136V138H197V140L195 141V142H197V143H199V142H201V143H199V145L196 143L195 144V147H197L196 145H198V147H197V149H194V151L196 150V153L197 152H199L200 151V149H199V146H200V148H201V150L202 149H207V151H204V150H202V151H200V153H197V155H198V157H196L197 155L194 153V151H191L190 152V150L188 151V153L190 152V153H192L193 152V154H195V157L197 158V159H195V160H198L199 162L201 161V160H203V161H201L200 163L197 161H193L195 164H193V162H192V160H191V162H189L190 161V158H189V156L191 155L192 156V154H190L189 156H188V154H187V150L188 149H186V150H184L183 148H185V146L183 145V143L181 142V140L179 139V137H178V140L176 139V137L178 136V133L177 132H175L174 131V129L177 131ZM187 124V125H186ZM207 124L208 125H210L209 127L207 126ZM247 126H246V125ZM251 124H253V125H251ZM212 125H213V128H212ZM215 125V126H214ZM221 125V126H220ZM119 126V125H118ZM120 126H119V129H120ZM138 126V127H137ZM183 126H185V127H183ZM195 126H196V128H195ZM225 128H224V127ZM228 126H230L229 128H228ZM236 126V127H235ZM239 126H240V128L241 127H245L246 128V131L244 130L245 128H239ZM253 126V127H252ZM260 126V127H259ZM263 126V127H262ZM76 127H77V129L78 130H76ZM80 127H81V129H80ZM127 127V128H126ZM129 127V128H128ZM157 127V128H156ZM163 127L164 128H166L165 130L163 129ZM203 127V128H202ZM218 127H220V128H218ZM250 127L252 128V129H255V130H257L256 132H255V130H252L251 129V131L252 132H250ZM255 127V128H254ZM47 128V127H46ZM106 128V129H105ZM177 128V129H176ZM195 129V131L196 132H194V129ZM211 129V130H208V129ZM218 128V129H217ZM228 130H227V129ZM248 128V129H247ZM75 131H74V130ZM126 129H127V131L129 130L130 132V134L128 133V132H126ZM158 129V130H157ZM200 131H199V130ZM214 129V130H213ZM223 129V130H222ZM226 129V130H225ZM230 129V130H229ZM231 129H233V130H231ZM261 129V130H260ZM67 130H70V132L68 131L67 132ZM82 130V131H81ZM106 130V131H105ZM121 130V129H120ZM150 130V131H149ZM152 130V131H151ZM159 130H160V132H159ZM164 130V131H163ZM219 130H220V132H219ZM234 130H236V131H234ZM46 131V130H45ZM81 131V132H80ZM108 131V132H107ZM139 131V132H138ZM168 133H167V132ZM172 131H174L173 133H172ZM192 131V132H191ZM201 131H203L202 132V134H201ZM207 131V132H206ZM210 133H209V132ZM223 131V132H222ZM226 131H228V132H226ZM240 133H239V132ZM66 132V133H65ZM72 132H74V135H73V133ZM84 132V131H83ZM106 132V133H105ZM134 132V133H133ZM155 132V133H154ZM162 132H165V133H162ZM243 132V133H242ZM244 132H245V134H244ZM247 132V133H246ZM63 133H65V134H67V135H65V134H63ZM80 135H79V134ZM141 134V136H140V134ZM187 133H189V134H187ZM191 133V134H190ZM219 133H220V135H219ZM232 133H234V134H236L238 137H236L235 138V136H233V134L231 135ZM250 133V134H249ZM262 133V134H261ZM62 134V135H61ZM70 134V135H69ZM83 134V133H82ZM143 134V135H142ZM158 136H157V135ZM165 135V136H163V137H166V138H163L161 135ZM208 134V135H207ZM210 134H212V136H210ZM224 134V135H223ZM29 136H32L31 134H28ZM68 135H69V137H68ZM132 135V136H131ZM134 135V136H133ZM154 135V136H153ZM159 135H160V137H159ZM166 135H168V136H166ZM191 135V136H190ZM195 135V136H194ZM201 135V136H200ZM203 135V136H202ZM218 135V136H217ZM227 135H230L229 136V138L230 137H232V140H227L228 139V137H227ZM254 137H253V136ZM256 135H258V136H256ZM108 136V137H107ZM122 136V137H121ZM208 136V137H207ZM211 138H210V137ZM214 136V137H213ZM216 136V137H215ZM222 137V140L223 141H217L216 139L218 138V140H221V139H219V138H221ZM249 136H251V137H249ZM256 136V137H255ZM149 137V138H148ZM156 137V138H155ZM167 137H174V138H172L173 140H176V141H180L181 143H182V145H181V143L179 144L178 142H173L176 146H174L171 142H170V140L171 139H167ZM192 137V138H191ZM223 137H224V139H226V137H227V142L225 143V141H224V139H223ZM243 137V138H242ZM252 137H253V141H251L252 140ZM263 138L262 139V141L263 142H261V141H259V139L261 140V138ZM30 138H32V137H30ZM104 138V137H103ZM109 138H110V140H109ZM159 138V139H158ZM160 138H161V140H160ZM213 138H216V139H213ZM240 140H243V141H240ZM250 139V140H247V139ZM258 138V139H257ZM113 141H112V140ZM122 139H124L123 140V142H122ZM133 139H136V141L135 140H133ZM201 139V140H200ZM209 139V140H208ZM231 139V138H230ZM237 139V140H236ZM148 140V141H147ZM155 140H156V142H155ZM203 140H205V141H203ZM241 142V143H238L239 141ZM244 140L245 141H247L248 143H245L244 144ZM256 140V141H255ZM152 143H151V142ZM161 141V142H160ZM191 141H193V140H191ZM194 141L193 142H191L192 143V145H194ZM208 141H211V142H208ZM231 141H233L234 142V144L232 145V143L233 142H231ZM257 141H259V143L257 142ZM68 142V143H67ZM110 142H112V143H114V144H111ZM132 142H135V143H132ZM138 142V143H137ZM205 142H207V143H205ZM218 142H220V144L222 145V147H224V146H226V148L224 147V148H222L221 147V145H219L220 146V148H218L219 146H218ZM238 143V144H236V143ZM255 142H256V144H255ZM76 143H77V147L75 146L74 147V145H76ZM142 143V144H141ZM148 143H150V145L151 146H153V147H151ZM170 143V144H169ZM177 143V144H176ZM211 143H214V145L213 144H211ZM71 144V145H70ZM79 144H80V146L81 147H79ZM131 144H129L130 146H131ZM139 144V145H138ZM165 144V145H164ZM203 144V145H202ZM207 144V145H206ZM216 144H217V148L219 149V151H218V149L217 148H215L216 147ZM231 144V145H230ZM236 144V145H235ZM240 144V145H239ZM262 144V145H261ZM73 146L74 148H72V147H69V146ZM171 145V146H170ZM179 145H181V147H183L182 149H181V147L179 146ZM202 145V146H201ZM230 145V146H229ZM251 145H253V146H251ZM112 146V147H111ZM128 147V148H131V147ZM138 146V147H137ZM161 146V147H160ZM167 146V147H166ZM207 146V147H206ZM213 146H214V148H213ZM255 146V147H254ZM260 146V147H259ZM262 146V147H261ZM59 147H60V149H59ZM63 147H64V149H63ZM70 149H73V151L70 149L68 152L70 153V151H71V153L72 152H76L77 154H79L81 151H82V153L78 156L77 154H76V156H75V154L74 155H72V156H70V158L69 157H67V154H65V152H67L66 151V149L68 150V148ZM114 147V148H113ZM146 147V148H145ZM149 149H148V148ZM151 147V148H150ZM173 147V148H172ZM208 147H209V149H208ZM230 147H233V148H230ZM234 147H236L235 149H234ZM238 147V148H237ZM77 148H80L79 149V151H78V149ZM83 150H82V149ZM112 148V149H111ZM175 148V150H173ZM179 148V149H178ZM192 148H194L193 146H192ZM30 149V148H29ZM59 149V150H58ZM75 149V150H74ZM109 149H110V151H115L114 153L116 154V155H114V153H113V155L111 154L112 152H110L109 151ZM160 149V150H159ZM167 149H170V150H167ZM210 149L212 150V149H216V150H212V151H210ZM224 149H226V150H224ZM62 150H64V151H62ZM105 150L106 151H108V152H105ZM153 150V151H152ZM177 150H180V151H177ZM182 150L183 151H185L186 152V154H185V152H182ZM221 150V151H220ZM224 150V151H223ZM229 150V151H228ZM28 151H31L32 153H33V151L30 149V150H28ZM150 151V152H149ZM165 151V152H164ZM169 151V152H168ZM218 153H217V152ZM222 151H223V153L224 152H226V153H231L232 155H230L229 157H230V159L228 158V156L227 155H229V153L226 155V153H224V154H221L222 153ZM231 151V152H230ZM237 151V152H236ZM263 151V152H262ZM27 152V151H26ZM60 152V153H59ZM62 152V153H61ZM67 152V153H68ZM121 154H120V153ZM132 154H131V153ZM139 152H141V153H138ZM146 152V153H145ZM167 152V153H166ZM179 154H178V153ZM181 152V153H180ZM203 152V153H202ZM207 152V153H206ZM208 152H209V154H208ZM211 152V153H210ZM215 152V153H214ZM219 152H221V153H219ZM257 152H261V153H258L257 154ZM30 153V152H29ZM64 153V154H63ZM68 153V154H69ZM84 153V154H83ZM118 153H119V156H121L122 157V159H119V158H121V157H118ZM124 153V154H123ZM169 153V154H168ZM206 155H205V154ZM238 153H240V156H241V161H240V159H238V162H236L237 160V158H238ZM263 153V154H262ZM85 155V156H83V155ZM141 154V155H140ZM145 154V156H143ZM202 156V159L200 158L201 156ZM203 154L205 155L204 157H203ZM213 154V155H212ZM234 154V155H233ZM238 156H237V155ZM65 155V156H64ZM70 155V154H69ZM68 155V156H69ZM135 155V156H134ZM136 155H138V157H136ZM140 155V156H139ZM147 155V156H146ZM149 155V156H148ZM159 155H160V157H159ZM182 157H181V156ZM210 155V158H211V160L212 161H210V158H209V160H206V159H208V156ZM224 155L225 157H222V156ZM58 156V157H57ZM60 156V157H59ZM62 156V157H61ZM118 157L117 158V161H116V157ZM143 157V158H140V157ZM176 156V157H175ZM186 156H187V159L188 160H186ZM190 156V157H191ZM227 156V157H226ZM232 156V157H231ZM240 156H239V158H240ZM261 156V157H260ZM132 157H134V158H132ZM145 157H147V159L145 158ZM205 157H206V159H205ZM220 157H222V158H220ZM234 157V158H233ZM60 158V159H59ZM62 158V159H61ZM80 158H81V160H80ZM93 158V157H92ZM95 158V157H94ZM93 158V159H94ZM113 158H115V159H113ZM136 158H138V160H139V162H143V163H145L144 165H143V163H139L138 162V160L136 159ZM151 158V159H150ZM183 158H185L184 159V161H187L186 162V164L187 165H185V163H184V161H183V163H181L182 162V160H183ZM192 158V157H191ZM219 159L220 158V160L222 159V161H224V159H226V158H228L229 160L227 161V159L225 160V162H222V163H228V165L227 164H225V166H224V164L222 165V164H220L221 163V161L220 160H218V162H219V164L223 167V168H221V174L222 175H220V176H222V177H220L219 175H218V177H216L217 176V173H216V171H215V168H214V170L212 169V166H213V164H214V160L215 159ZM83 159V160H82ZM93 159H91V161L93 160ZM97 159V158H96ZM119 159V160H118ZM133 159H135L134 160V163H135V165H136V168H134V163L132 162L133 161ZM143 159V160H142ZM154 161H153V160ZM156 159V160H155ZM160 159H162V160H160ZM167 159H169V160H167ZM176 159V160H175ZM181 160V162H178V161H180ZM233 160L232 161V163H231V165L233 166V168H232V166H229L230 165V160ZM263 159V160H262ZM78 160H80V161H78ZM122 162H121V161ZM131 160V161H130ZM137 160V161H136ZM144 160L146 161V162H144ZM165 160V161H164ZM61 161H63V162H61ZM84 163H83V162ZM95 161V162H94ZM136 161V162H135ZM162 161V162H161ZM208 161V162H207ZM210 161V162H209ZM241 163H240V162ZM81 162V163H80ZM92 162H94L95 164L97 163H99V162H97V160H93ZM108 162H109V160H108ZM112 162H109V163H112ZM129 164H128V163ZM138 162V163H137ZM167 162V163H166ZM177 162V163H176ZM236 162V163H235ZM89 163V162H88ZM109 163L107 164L108 165V169H110V170H112L113 171V168L112 167H110V165H109ZM125 163V164H124ZM151 163H152V165H151ZM169 163V164H168ZM192 164V165H188V164ZM197 163H199V165L197 164ZM205 163H207V164H205ZM212 163V164H211ZM235 163V164H234ZM80 164H82V165H80ZM120 164V165H119ZM140 165V164H142V165H140V166H138V165ZM181 166H180V165ZM184 166H183V165ZM201 164L203 165V166H201ZM212 165V166H210V168H209V165ZM4 165V164H3ZM127 165V166H126ZM147 165H149V166H147ZM208 165V166H207ZM234 165H236V166H234ZM62 166V167H61ZM81 166V167H80ZM133 166V167H132ZM144 166V167H143ZM179 166V167H178ZM188 166V168H186ZM192 166H194V167H192ZM196 166H198V169H197V167ZM65 169H64V168ZM142 167V168H141ZM147 167V168H146ZM155 167V168H154ZM183 169V171H185V172H183L182 170H181V168ZM196 167V168H195ZM214 167V166H213ZM225 167V168H224ZM229 167H231L230 169H228ZM264 167V166H263ZM81 168V169H80ZM121 168V169H122ZM141 168V170H139ZM144 168H146V169H144ZM160 168V169H159ZM166 168V169H165ZM227 168V169H226ZM67 169V170H66ZM80 169V170H79ZM107 169V170H108ZM132 169L135 171V172H137L138 170H139V172H137V173H134V171H132ZM193 169V172H195L196 173V175L195 174H193L192 175V173L193 172H191V170ZM232 169V170H231ZM236 169L241 173H239L238 171H236ZM244 169V168H243ZM64 170V171H63ZM106 170V171H107ZM110 170H108V171H110ZM120 170V171H119ZM130 170V171H129ZM146 171V172H144V171ZM195 170V171H194ZM198 170L200 171V173L202 174H200V176H198V174H199V172H198ZM226 170V171H225ZM228 170H230V172L228 171ZM106 171L104 172L105 174H103L104 176V180L106 179V177H107V174H106ZM114 171L116 172L117 170H115L114 169ZM142 171V172H141ZM149 171V172H148ZM213 171V172H212ZM233 171V172H232ZM1 173H3L2 171H0ZM58 172H60V170L58 171ZM66 172H67V174H69L70 173V175H67L66 174ZM131 172V173H130ZM211 172V173H210ZM238 172V173H237ZM134 173V174H133ZM149 173H151V175L149 174ZM190 173V174H189ZM213 173V174H212ZM65 174H66V176H65ZM135 174H136V176H135ZM223 174H224V176H223ZM234 174H235V177H234ZM240 174V175H239ZM242 174H244L245 175V177H241V176H243ZM108 175V176H109ZM128 175V176H127ZM148 177H147V176ZM150 175V176H149ZM185 175V176H184ZM216 175V176H215ZM70 176V177H69ZM83 176V177H82ZM89 176H90V173H89ZM145 176V177H144ZM184 176V177H183ZM194 177V181L195 182H193V180H192V178ZM202 176H206L205 178H202ZM213 176V177H212ZM217 178V180L218 181H220V180H222V181H220V183L219 182H217V180H215V182H214V179H215V177ZM239 177V179H238V177ZM85 177V178H84ZM189 177H191V182L189 181L190 180V178ZM200 177V178H199ZM219 177L220 178H222V179H220L219 180ZM223 177H224V179H223ZM226 177V178H225ZM68 178V179H67ZM83 178V179H82ZM115 178H113V179H115ZM137 178V177H136ZM144 178V179H143ZM214 178V179H213ZM259 177H257V179H258ZM65 179H66V181H65ZM87 179V180H86ZM92 179H93V177H92ZM126 179H127V182H126ZM141 179V181H139ZM200 179H202V180H200ZM203 179H206L207 180V182H206V180H203ZM225 179H227V180H225ZM243 179L245 180V182H246V184H247V186H246V184H243V183H245L244 181H243ZM68 180V181H67ZM69 180H72V181H69ZM107 181L109 180L108 178L106 179ZM116 180H112V182H116ZM136 179H135V181H137ZM142 180H146V182L147 183H145V181L143 182ZM186 180H187V182H186ZM240 182H239V181ZM259 180V179H258ZM84 181V182H83ZM134 181V182H135ZM202 181V182H201ZM230 183H229V182ZM66 182V183H65ZM185 182H186V184H188V185H186L185 184ZM229 183V184H227L226 185V183ZM84 183H86L85 185H83ZM137 183V182H136ZM135 183V185L137 186V188H138V186H141L140 184H136ZM197 183V184H196ZM205 183V184H204ZM210 183H211V186H210ZM213 183H214V185H213ZM215 183H217V185H218V183H219V185H218V187L216 186V184ZM221 183H222V185H221ZM225 183V184H224ZM68 184V185H67ZM134 184V183H133ZM73 185V186H72ZM89 185H91V186H95L96 188L94 189L93 187H89ZM184 185V186H183ZM221 185V186H220ZM244 185L247 187V189L245 190V188H243L244 187ZM111 186V183L109 184V186L108 187H110ZM113 186H111V188H108L110 191L109 192H111V193H114L115 191H114V189L116 188V189H119L118 187H115V188H113ZM164 186V187H163ZM183 186V187H182ZM194 186H198L199 188H197V187H194ZM220 186V187H219ZM228 186V187H227ZM232 186H234V187H232ZM243 186V187H242ZM73 187V188H72ZM78 187V188H77ZM90 189H89V188ZM124 188V189H121V188ZM147 187V188H146ZM194 187V188H193ZM215 187H216V189H215ZM231 187V188H230ZM76 190H75V189ZM129 188H131L130 186H129ZM162 188H164V190H162ZM182 188H184V189H182ZM196 188V189H195ZM208 188V189H207ZM213 188V189H212ZM229 188V189H228ZM93 190V192L90 194L88 191L89 190ZM198 189L201 191L200 192V194H198L199 193V191H198ZM204 190V191H202V190ZM227 191V193H225V190ZM228 189V190H227ZM239 189H241V190H239ZM242 189H244V190H242ZM80 190V191H79ZM121 190L124 192H121ZM138 190V189H137ZM151 190V191H150ZM222 190H224V191H222ZM234 191V192H232V191ZM1 191V190H0ZM87 192V193H85V195L87 194V198L86 197H80V195L82 194V193H84V192ZM194 193H196L195 195L193 194V192ZM196 191H198V193L196 192ZM211 191H212V193H211ZM215 191H217V193H215ZM229 191V192H228ZM247 191H250L251 193H249L248 195H251L252 197H255V198H252L251 196L249 197L248 195H246L247 194ZM2 192V191H1ZM62 192V193H61ZM118 192H119V190H118ZM145 193H146V191H144ZM191 192H192V194H191ZM224 192V194H222V193ZM237 192H238V194L239 195H237ZM3 193V192H2ZM9 193H14V195L15 196H18L19 194L15 191V190H13V191H11V192H9ZM16 193L18 194V195H16ZM61 193V194H60ZM161 193V194H160ZM163 193V194H162ZM179 193V194H178ZM186 193V194H185ZM217 194L218 196H220V195H222V196H220V197H217V195H215L214 196V194ZM230 193V194H229ZM234 193H236V194H234ZM58 194H60V195H58ZM74 194H75V196H74ZM77 194V195H76ZM89 194V195H88ZM190 194L192 195V196H190ZM231 194L235 197H232L231 196ZM244 194V195H243ZM62 195V198L60 197ZM91 195V196H90ZM131 195V196H132ZM194 195V196H193ZM227 195V196H226ZM236 195H237V197L238 196H240L238 199L236 198ZM64 196V197H63ZM197 196H198V198L199 197H201V198H199V199H201V200H199L198 198H197ZM210 196V197H209ZM214 196V197H213ZM228 196H229V198H228ZM88 197H90V199H88ZM93 197H95V198H93ZM163 197V199L162 200H160L161 198ZM194 199H193V198ZM224 199H223V198ZM231 197H232V201H231ZM61 198V199H60ZM69 198V199H68ZM80 198H82V199H80ZM126 198H128L129 200L127 201L126 200ZM135 199V201H133V199ZM154 199L153 201H151L152 199ZM159 198V199H158ZM166 200H165V199ZM197 200H196V199ZM202 198H203V204L202 203H199V205H198V200L201 202L202 201ZM211 198V199H210ZM220 198V200H217V199H219ZM57 199V200H58ZM80 200V201H78V200ZM84 199H88V200H84ZM101 199H102V201H104L103 200V198H102V195H101ZM122 199V200H121ZM151 199V200H150ZM183 199V200H182ZM211 200V201H213L212 203H211V201H209V200ZM234 199H236V200H234ZM256 199V201H253V200H255ZM61 200V201H62ZM96 200V201H95ZM131 200V201H130ZM156 200V201H155ZM160 201V202H158V201ZM164 200H165V202H164ZM194 200H196V201H194ZM222 200V201H221ZM225 200L227 201V202H225ZM233 200H234V202L236 201V202H238V204L235 202H233ZM53 201H54V199H53ZM124 201V202H125ZM241 201H243V202H245L246 204H244L243 202V204H244V206H246V207H244V206H242L243 204L241 203ZM253 201V202H252ZM68 202V203H67ZM128 202H129V204H128ZM162 202H164L163 204L165 205V204H167V205H165V206H163V204H162ZM177 204H176V203ZM179 202V203H178ZM197 202V203H196ZM209 202H210V204H209ZM251 202V203H250ZM257 202V203H256ZM53 203V205L55 206V201L54 202H52ZM62 203H63V201H62ZM76 203V204H75ZM84 203V204H83ZM99 203V204H98ZM134 203H136V204H134ZM241 203V204H240ZM255 203L258 205V208L255 206ZM64 204V203H63ZM72 204V205H71ZM100 207V204H101V207L100 208H102L101 210V212H100V210L98 211V209H100V208H98L97 207V205ZM179 204V205H178ZM213 204V205H212ZM215 204V205H214ZM236 204H237V206H236ZM71 205V206H70ZM103 205V206H102ZM136 205H137V207H136ZM140 205V204H139ZM202 205H204L205 207H202ZM210 205H211V211H210V208L208 209V210H205L206 208H208V207H210ZM253 205V206H252ZM97 207V209H96V207ZM112 206L113 207H115V208H117L118 209V211L116 210V209H114V208H112ZM169 206V207H168ZM178 206V207H177ZM196 206V207H195ZM230 206V207H229ZM238 206H239V208H238ZM108 207V208H107ZM130 207H132V209L130 208ZM160 207H161V209H160ZM168 207V208H167ZM181 207V208H180ZM200 207H202V208H204V212L203 211H201L200 209H198V208H200ZM241 207V208H240ZM249 207H251L250 209H249ZM72 208V209H73ZM139 208V209H138ZM163 208V209H162ZM173 208V209H172ZM178 208V209H177ZM201 208V209H202ZM247 208V209H246ZM253 208V209H252ZM84 209V208H83ZM112 209H114L115 211L114 212H116V213H114L113 212V210ZM152 209H153V207H152ZM170 209V210H169ZM183 209H184V211H183ZM186 209V210H185ZM230 209H232V210H230ZM239 209H240V211H239ZM137 210V211H136ZM162 210H164V211H162ZM203 210V209H202ZM248 210V211H247ZM258 210V211H257ZM96 211H98V212H96ZM120 211L122 212L121 214H120V217H122L123 215L125 216V214H126V218H124V216H123V218L124 219H127V220H124L125 221V223H124V221L122 220V218H120L119 219V213H120ZM167 211V212H166ZM170 211V212H169ZM176 211V212H175ZM206 211H210L209 212V214L211 213V215H208V212H206ZM216 211V212H215ZM223 211H225V212H223ZM228 211V212H227ZM105 214H103V213ZM114 213L115 214V216H114V214H111V213ZM119 212V213H118ZM126 212V213H125ZM151 212V213H152ZM158 212V213H157ZM159 212L161 213V212H163V213H161V215L159 214ZM207 213V215L205 214L204 215V213ZM213 212H215V218L217 217L218 218V220L217 219H215L214 218V216H213ZM219 212V213H218ZM97 213V214H96ZM102 213V214H101ZM108 213V214H107ZM125 213V214H124ZM142 213V212H141ZM157 213V214H156ZM165 213V214H164ZM167 213H168V215H167ZM202 213V214H201ZM227 213V214H226ZM101 214V215H100ZM109 214H110V216H111V219L112 218H115V217H117V218H115V219H117V222H116V220H115V222L116 223H114V222H111V221H114V220H111L110 219V216H109ZM132 214H136L135 216L134 215H132ZM173 214V215H172ZM176 214V215H175ZM185 214V215H184ZM238 214V215H237ZM102 215H104L103 216V219H102ZM109 217H108V216ZM138 215L139 216H143L142 218L141 217H138ZM159 215V216H158ZM166 215V216H165ZM176 217H175V216ZM181 215V216H180ZM237 215V216H236ZM262 215V216H261ZM100 216V217H99ZM105 216H107V217H105ZM130 216V217H129ZM137 216V217H136ZM157 216V217H156ZM163 216H164V218H165V220H164V218H163ZM169 216V217H168ZM206 217V218H204V217ZM215 219V221L217 220L218 221V223H217V221H216V223H217V225H214V224H216L215 222H214V220L212 219V217ZM221 216V217H220ZM240 216V217H239ZM242 216V217H241ZM154 217H155V219H154ZM236 217V218H235ZM259 217V218H258ZM106 218V220H104ZM138 218H141V220H140V222L141 223H139V221H137V219ZM160 218V219H159ZM161 218H163V219H161ZM167 218V219H166ZM177 218V219H176ZM184 218H187V219H189L188 221H186L187 219H184ZM198 218H200V219H198ZM207 218H208V220H207ZM221 218H222V220H221ZM251 218V219H250ZM110 219V220H109ZM142 219H144L143 221H144V223H142ZM183 219V220H182ZM205 221H204V220ZM255 219V220H254ZM102 220V221H101ZM122 220V221H121ZM162 222V223H160V221ZM163 220H164V222H163ZM251 220H252V222H251ZM126 221H128V222H126ZM145 221H146V223H145ZM166 221V222H165ZM168 221V222H167ZM203 221H204V223H203ZM222 221H224V223H222ZM258 221V222H257ZM261 221H262V223H261ZM106 222H108V223H106ZM123 222V223H122ZM191 223V225L189 224V223ZM212 222V223H211ZM214 222V223H213ZM77 223V224H76ZM88 223V224H89ZM112 223V224H111ZM120 223V224H119ZM166 223V224H165ZM192 223L194 224V226L192 225ZM211 223V224H210ZM74 227H76V228H74V237L75 238H77L79 241L81 240L82 241V238L84 237V230H83V226H82V224H80V222H79V219H78V217H77V219H76V217H75V219H74ZM76 224V225H75ZM107 224H109L108 226L110 227L109 228V230L111 229V226L113 227V229H111V231H109L108 229H103V228H105L106 227V225ZM113 224L116 226H113ZM136 224H138V227H137V225ZM145 224V225H144ZM159 224H162V226L164 227V231H162V229H160L161 228V226L159 227ZM168 224V225H167ZM259 224V225H258ZM119 225H120V229L121 230H119V232H117L118 230H117V228H119ZM121 225H123V226H121ZM125 225H127V228L125 227L124 228V226ZM136 226L137 228H136V230H135V228L133 227V226ZM140 225V226H139ZM221 225H223V227H220ZM105 226V227H104ZM169 226V227H168ZM189 226V227H188ZM116 229H115V228ZM122 227H123V229H124V231H125V229L126 230H128V228H129V230L131 231H129V232H127V233H124V231H122ZM142 227V228H141ZM144 227H146L145 229H144ZM196 229H195V228ZM214 227V228H213ZM215 227H217V228H215ZM134 228V229H133ZM149 228V229H150ZM158 228L160 229V232L158 233ZM169 230H168V229ZM187 228V229H186ZM194 228V229H193ZM242 228V229H241ZM103 229V230H102ZM114 229H115V231L117 232H115L114 231ZM139 229H141V231L139 230ZM144 231H143V230ZM178 229V230H177ZM220 229V230H219ZM227 229V230H226ZM240 231H239V230ZM246 229H248V230H250V231H248V230H246ZM254 229H256V230H254ZM107 230V231H106ZM152 230V229H151ZM177 230V231H176ZM205 230V231H204ZM219 230V231H218ZM104 231V232H103ZM109 231V232H108ZM121 231V232H120ZM138 231V232H137ZM140 231V232H139ZM148 231V232H147ZM185 231H187L186 233H185ZM198 231V232H197ZM221 231H223V234L225 233L224 231H226V235L224 236L223 234V236L220 234V233H222ZM233 231V232H232ZM261 231V232H260ZM113 233V235H115V236H112V235H110L111 233ZM135 232H137L136 234H135ZM155 232V233H154ZM240 232H242V233H240ZM250 232V233H249ZM263 232V233H262ZM133 233V234H132ZM245 233H247V236H249V237H247L246 236V234ZM120 234V235H119ZM125 234H127V235H125ZM136 235L137 237H134L133 235ZM146 235L145 237H143L142 235ZM156 234H157V236L159 237V238H162L161 240L156 236ZM169 234V235H168ZM186 234V235H185ZM234 236H233V235ZM245 234V235H244ZM261 234H262V236H261ZM122 235H124V236H122ZM159 235H164V237L163 236H159ZM172 239V240H170V239H168L169 241H167L166 240V237L167 238H169L168 236ZM188 235V236H187ZM194 235L197 237V239H194L193 237H194ZM229 235V236H228ZM232 237H231V236ZM238 235V236H237ZM112 236V237H111ZM141 236V237H140ZM153 237L152 239H153V241H150V238L151 237ZM222 236V237H221ZM246 236V237H245ZM114 237H115V241H116V239H117V241H116V243H115V241H114ZM121 239H120V238ZM130 238L131 240H133V242H134V239L133 238H136L137 240L138 239H141V242L146 246V243H147V245L148 246H146L147 248H145L144 247V245H143V248H142V243L140 242V240H138V242L135 240V242H134V245L136 244V246H131L130 247V245L131 244H133V242H129L130 240L128 239V238ZM156 237V238H155ZM178 237V238H177ZM195 237V238H196ZM227 237H228V239H227ZM238 237H240V238H238ZM262 237V238H261ZM159 240H158V239ZM242 238V239H241ZM248 238V239H247ZM155 239H157V241H161V243L163 242V246L164 247H166V248H163L162 249V245L161 246H158L160 249L158 250V251H160V252H158L157 251V249L156 248H158L157 246H156V244H157V242H155ZM164 239V240H163ZM244 239H245V241H244ZM247 239V240H246ZM127 240H129V241H127ZM163 240V241H162ZM169 243H167V244H165L164 242H166V241ZM174 240H176V241H174ZM192 240V241H191ZM204 240V241H203ZM233 240V241H232ZM261 240H262V242H261ZM148 241V242H147ZM149 241H150V243H149ZM182 241V242H181ZM202 241V242H201ZM220 241V242H219ZM153 242V243H152ZM176 242V243H175ZM200 243L199 245H197V246H195L196 245V243ZM261 242V243H260ZM127 243H129V244H127ZM140 243V244H139ZM155 243V245L154 246H156V248H155V250H154V246L152 247L151 246V244H154ZM161 243H159V245L161 244ZM187 243V244H186ZM221 243H222V245H221ZM224 243L226 244L227 243V245H229V246H227V245H224ZM244 243V244H243ZM233 244V245H232ZM125 245V246H124ZM126 245H128V248H127V246ZM166 245V246H165ZM183 245V246H182ZM184 245H186V246H184ZM180 246V247H179ZM199 246V247H198ZM223 248H222V247ZM225 246H227V249L225 248ZM125 247V248H124ZM186 247V248H185ZM250 247V248H249ZM79 248V247H78ZM120 248V249H119ZM122 248H124V249H122ZM153 248V249H152ZM180 248H181V250H180ZM188 248H190V250L188 251V253L185 251V250H188ZM129 249V250H128ZM131 249V250H130ZM182 249H184V250H182ZM195 249L197 250V251H195ZM200 249V250H199ZM203 249V250H202ZM126 250V251H125ZM146 250H148L149 251V255L147 256V255H145L146 254V252L148 253V251H146ZM180 250V251H179ZM191 250H192V252H191ZM122 251V252H121ZM153 251H156L154 254H153V257H156L155 259L153 258V257H151L152 256V253H153ZM185 253H184V252ZM200 251H201V253H200ZM263 253H262V252ZM86 252V251H85ZM108 252V253H107ZM120 252L121 253H123L124 255L122 256V254H121V256H122V259H121V256H119L120 255ZM166 252V251H165ZM175 252V251H174ZM260 252V253H259ZM158 253V254H157ZM160 253V254H159ZM197 253V254H196ZM144 256H143V255ZM183 254V255H182ZM195 256H194V255ZM128 257H127V256ZM139 257H138V256ZM151 255V256H150ZM226 255V256H225ZM255 255V256H254ZM131 256H132V258H131ZM165 256V260H166V255H164ZM197 256V257H196ZM200 256V257H199ZM260 256V257H259ZM137 257V258H136ZM148 257L150 258V259H148ZM196 257V258H195ZM153 258V259H152ZM232 258V259H231ZM126 259V261H124ZM145 259V260H144ZM161 259H162V261H161ZM180 259H183L182 261H183V263H182V261L180 260ZM231 261H230V260ZM254 259V260H253ZM145 262H144V261ZM156 260V261H155ZM153 261V262H152ZM159 261V262H158ZM239 261V262H238ZM161 262V263H160ZM210 262H212V263H210ZM162 264H166V263H162Z\"/></svg>",
    "mask_w": 264,
    "mask_h": 264
}]
</instances>
